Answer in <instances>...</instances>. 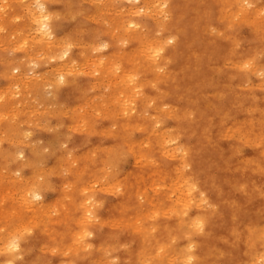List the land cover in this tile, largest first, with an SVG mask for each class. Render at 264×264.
I'll return each instance as SVG.
<instances>
[{
	"label": "rangeland",
	"instance_id": "rangeland-1",
	"mask_svg": "<svg viewBox=\"0 0 264 264\" xmlns=\"http://www.w3.org/2000/svg\"><path fill=\"white\" fill-rule=\"evenodd\" d=\"M2 1H4V2H2ZM2 1L0 2V6H1L0 7V9H1L0 10L1 11L0 12V16H1L0 18H2V17L6 18L7 12H8V18L6 19V21L4 18L0 19V35L3 38L2 39L0 36V47L2 44L5 43V45L0 48V54H2V55H0V75H1L0 76V91H1V93L3 90V93L2 94L0 93L1 94L0 95V97H1L0 101L2 102V103L0 102V110L4 108L3 112L0 111V113H1L0 114V116H1L0 117V131L2 132L4 130L2 133L6 134V135L4 134V136H2L3 134L0 132V134H1L0 135V145H1L0 146L1 147L0 148V155H1V157H0V195L2 196V197L0 196V227H1V230H0V241H1L0 247H2V245H3L2 243H4V244L6 243L5 242V240L7 238L6 236H10V235L16 236V237L18 236L17 239L21 242V255L18 257V263L17 264H57V263L61 264L62 261L65 262V263L62 262L63 264H69L68 262H71L73 260L75 261V263L71 262L70 264H72V263L73 264H91L93 262L92 260H94V262L92 264H138V263L141 264V260H140L141 257L142 258L143 257H145V258L150 257L152 264H205V263L206 264H217V263H219V264H239L240 261H241L240 264H245V263L248 264V262H249V264H256V263L259 264V262H260V264H264L263 263L264 262V259H263L264 258V249H262L264 247V244H262L263 240L261 239L262 237H264V235H263L264 234V168H263L264 167V138H263L264 137V135H263L264 127H262V126H264V98H263L264 97L263 96L264 95V79H263L264 78V66L262 65V64H264V37H262V36H264V24H262L264 21V18L262 19V17H264V0H261V1L260 0L259 1L258 0H252V1L249 0L250 3L252 2L251 5H249V7L250 6H252V7H250V9L246 7L245 8L246 10L239 8L240 6L238 5V0H233L232 2H230L231 0H222V1L221 0H166L165 9L167 8L169 14H166L165 19L162 16V14L160 13V11H159V13L161 15L157 11V10H159V7L156 8L159 3H162L165 0L159 1V2H158V0H150V2L148 1L149 4H152V5L156 4L155 9L159 15L157 13H155L156 12V11H154L155 9L153 10L154 12L151 11L153 13H151L150 11L148 13V11H146V9L144 10L142 8L143 6L141 5V7L139 6L140 7L139 12L142 15L138 12V15H135V17L133 18L134 21L137 22V24L139 26L136 25L134 27H132V26L128 27V22H129L128 20L132 19V15L131 14L129 15L130 12L125 11V10L123 11V9H128L129 11H130V9H132V3L128 2L127 0H114V1L113 0H103V1H101V0H99V1L94 0L93 1L92 0V3H91V0L90 1L89 0H55V1L54 0H49V1L48 0H42L46 3V5L48 7V11H49L48 13L50 14L52 12L50 15V18H51V22H52L54 30H55L54 40L57 38V40H55L54 43L52 42L53 38L50 40L47 38H43V37L39 38L38 36L40 34L36 33L37 31H35L36 26H34V23L31 21L30 13H29V11H27L29 9L30 5H31V7L33 6L32 9L30 8L31 10H34L33 8L37 9L35 3H32L33 0H27V1H29L28 2L29 5L26 4L27 1L23 2L22 0H18V1L7 0V2H6V0H2ZM12 1H14V2H12ZM223 1H224V6L222 5ZM225 1L226 2L229 1L231 3V4L230 3L228 4L230 6V9H231L230 11H229V6L227 5V3ZM255 1H258L256 3V5H257L256 8H258V9L260 8L261 11L263 10L262 11L263 13L261 11L259 12L258 9H255V7H253V4L255 3ZM5 2L7 3V5L9 4L10 6H12L11 4H13V6L11 8L9 6L7 7V5H5ZM99 2H101V3H99ZM115 2H116V5H115ZM22 4H23V6H22ZM236 4H237V6H236ZM24 5H26V8L24 7ZM98 5L100 7L101 6L102 7L100 8ZM106 5L107 6L109 5V6L105 7ZM119 5H121V6H119ZM126 5H127V7H126ZM174 5H176V6H174ZM197 5H198L199 10L196 9ZM246 5L247 4H245V6ZM27 6H29V7H27ZM111 6L113 9H115L114 12L112 11L113 9L111 8ZM6 7H7V9H6ZM109 7L111 8V11H109L110 10ZM117 7L118 8L123 7V9L122 10L117 9ZM236 7H237V9H236ZM105 8L106 9L108 8V9L106 10ZM193 8H194V10H193ZM2 9H4L6 12H3L4 10H2ZM162 9L160 7V10H162ZM222 9H224V10H222ZM100 10L104 11V15L101 13V17H99L100 16V14H99ZM119 10L125 12V14H123ZM142 10H144V12ZM195 10H198V11L196 12ZM204 10L206 13L204 12ZM248 10H249V12H248ZM256 10H258V12H256L257 15L255 14ZM10 11H14V12H10ZM54 11H55V14H54ZM80 11H82V12H80ZM108 11H109V13H108ZM239 11H241V12H239ZM57 12H58L59 17L57 16ZM105 12H107V13H105ZM115 12H117V13H115ZM118 12H119L120 16H118ZM126 12H128V13L126 14ZM230 12H231V14H229ZM237 12H239V13H237ZM13 13H14V16L16 15L17 20L20 16L22 17V18L20 17V19H19L20 21L18 20V22H17L15 17L13 18ZM22 13L24 16H22ZM25 13H27L29 15L26 16ZM143 13L146 15H144ZM225 13H226V15L223 17L225 19H223V18H222L223 20L218 19V18H221L223 16V14H225ZM234 13H235V15L237 13V15L235 16V21L232 22L231 17H233V19H234ZM259 13H262V14L259 15ZM52 14H53V16H52ZM122 14H123V16H122ZM149 14H150V16H149ZM200 14H202V15H200ZM71 15H73V16L70 18ZM88 15H89V17H88ZM92 15H93V18H91ZM102 15L104 16V18ZM157 15H158V17H157ZM242 15H244V18ZM251 15H253L254 17ZM258 15L259 16L263 15V16L259 17ZM68 16H69V18H68ZM96 16L98 17V19ZM228 16L230 17V18H228L229 20L226 18ZM107 17L108 18L110 17L109 20ZM125 17H128V18H125ZM180 17L182 19H179ZM237 17H238V20H237ZM245 17H248L247 20L245 19ZM9 18H12L13 20L10 19L8 21ZM113 18L116 20L113 21ZM21 19H22V21H21ZM23 19L25 21H27V24L29 27L33 23L31 25V27L34 26L35 29H33L34 27H32V28L30 27L31 29L28 27H24V25L27 26V24ZM94 19L97 22L94 21ZM104 19H105V22H107V23L104 22ZM110 19L112 20L113 23L110 22L111 21ZM160 19H161V22H160ZM242 19L244 20V22L241 21ZM252 19H253V24H251ZM258 19L259 20L262 19V20L259 21ZM101 20H103V21H101ZM123 20H125L124 23L122 22ZM29 21H31V22H29ZM119 21H120V23H118ZM230 21H231V24L228 23ZM237 21H240V22H238V25H237ZM24 22H25V24H24ZM114 22H116V24H121V25H116V24H114ZM17 23L18 24L20 23V24L18 25ZM102 23H103V25H102ZM111 23H112V26H109V24L111 25ZM1 24L2 25L6 24V25L3 28V26ZM15 24H17L19 27L16 28L17 25H15ZM104 24L106 27L104 26ZM229 24H230L231 29L229 27ZM113 25H114V27H113ZM143 26H144L143 31L146 30L145 33L142 31ZM159 26H161L160 27L161 29L159 28ZM9 27L11 28V33L8 34V32H10ZM97 27L99 28V30ZM125 27H127V28H125ZM166 27H168L169 30ZM207 27L209 30H207L205 32ZM105 28H107L108 31L112 30L113 32L112 31L108 32ZM110 28H112V29H110ZM119 28H121V29L119 30ZM158 28H159V30H158ZM180 28H182V29H180ZM19 29L22 30L21 35L19 33H15V32H20ZM78 29L79 30L81 29L83 31V33L81 30L79 31ZM101 29L102 30L105 29V31H104L105 33L103 32L101 34V32H102ZM183 29H185V31ZM218 29H219V31H218ZM128 30L131 34L128 32ZM132 30L135 33H132L133 32ZM162 30H164V31L162 32ZM177 30H179L180 32H178ZM210 30L214 31L215 33L213 32V34H212V31H210ZM215 30H217V31H215ZM255 30H258V31H255ZM2 31L3 32L5 31V32L1 34ZM12 31H14V33H15V34H13V37H12V33H13ZM34 31H35V33H34ZM221 31H223V32L221 33ZM30 32L34 35L32 41H31L32 34ZM116 32L118 33V37L120 35H122L121 37H119V39L117 38L116 34H115L116 37L114 36V33H116ZM159 32H160V34H159ZM96 33H98V34H96ZM140 33H144L143 34L144 38H143L142 34L140 35ZM149 33H151L152 35L155 33L154 36H156L157 38L154 37V40H151L153 38V36L150 35ZM218 33H219V35H218ZM10 34H11V37H8ZM35 34H37L38 36ZM66 35H69L67 37L70 38V40H68V42H67V40L63 39V38H67ZM4 36H5V38H4ZM111 36H113V37H111ZM125 36H126V39H124ZM158 36H160L161 39ZM166 36H168V37L165 40ZM71 37H74L75 39H73ZM76 37H77L78 41H76ZM148 37H150L151 39ZM170 37H173V39H174V41H170L171 43H169V41H167V40H169L168 38H170ZM23 38L27 39L28 41H31V43L35 40V43L37 42L40 44L37 45V43L35 44L33 42L31 44V46H32L31 47L29 44L30 42H28V41L24 42L26 40H23ZM69 38H67V39H69ZM116 38L118 39L120 44L117 43ZM146 38L150 39L151 41H156L158 39H160V41L165 40L166 43H168L165 45V49H164L165 51H163V55L161 53L160 58H158L160 68H158L157 66L154 67L152 65V61H153L152 58H150V56L147 54V51L145 52L142 49V46L144 43L143 41ZM11 39L13 40L12 42H14V41L15 42L12 43ZM19 39H22L21 40L22 43ZM43 39L46 42H44ZM58 39H62L61 42ZM93 39H95L96 42H98V43L100 42V43L98 44V43L93 42L94 41ZM141 39H143V41ZM72 40L74 42H78V43L76 44ZM231 40H233L234 43ZM2 41H3V43L1 44ZM49 41H51L53 44H52V48L47 50L46 47L44 48V45L47 43H51ZM57 41H59V42L56 43ZM64 41H66L67 43ZM79 41L82 45H84L83 47H85V46L86 47L85 48L80 47L82 45L79 44ZM103 41L104 42L106 41V42L104 43ZM236 41L237 42L239 41L238 44H236ZM9 42L12 43L13 45L12 46L7 45V44H10ZM15 43L16 44L19 43L17 45L18 46L17 50H19V51L15 50V48H16ZM61 43H64V44L60 45ZM69 43H72V44H69ZM90 43H92V44H90ZM172 43H174V45H172ZM34 44H35V47L33 46ZM74 44L80 45V46L77 47ZM117 44H119V45H117ZM6 45H7L6 48H8L7 51H9L8 53H7V51H5ZM67 45H68L69 52H70L69 53L70 59L71 60L74 59L73 60L74 63L77 61L76 62L77 64L71 65L72 68L75 65L77 72H75L76 71L75 68L72 69L70 66L67 67V64L63 63V62H66V59L60 57L61 56L60 53H62L67 48ZM69 45L71 46L72 49L70 48ZM93 45H97L96 47L99 49H97L95 46L93 47L94 49H92L91 46H93ZM100 45L103 47H101ZM104 45L107 46L108 48L104 47ZM25 46H26V48H25ZM29 46H30L31 50H30V48L29 49L27 48ZM118 46H119V48H118ZM235 46H238V47H235ZM13 47H15V48H13ZM53 47L55 49H53ZM138 47H141V49L140 48L138 49ZM11 48H12V50L14 49L15 51L13 52L11 50ZM33 48H34V50H36V48H37V50L40 51L39 55L37 54L38 57L36 56V53H38V51L34 52ZM23 49H25V53L29 50V53L27 52L28 54L26 53L24 55ZM52 49L55 51V53H57V50L58 51L61 50L62 52L59 51L58 56H57V54H58L57 53L56 56L53 55V57H52V54H54L52 52L53 51ZM116 49H117V53L115 52ZM124 49L127 51H124ZM50 50H52V51H50ZM80 50H82V51L80 52ZM113 50L116 54H114V52H112ZM128 50L130 51L129 53H128ZM31 51H33V53L35 54V55H33V57L36 60L35 63H33V61H35L34 59L33 60H32V58L30 59V57L33 54ZM101 51H102V54H104L105 58L102 57L103 55L100 53ZM142 51L145 52V55ZM30 52H31V54H30ZM41 53H42V55H40ZM94 53H96V55ZM108 53L110 54V56ZM254 53H256V56H257L256 60L257 61L254 60V58L256 57ZM29 54H30V57H28ZM91 54H93V55H91ZM127 54H129V55H127ZM99 55H101L102 61L107 60V65L105 64L104 65L105 67L103 66L104 71H102V73L104 72L105 74L104 73L102 74L101 72L97 73L95 71L97 67H99V66L101 67V65H102V64L101 65L99 64L100 60L97 58ZM114 55H115L116 59L113 58ZM116 55L117 56L121 55V56L118 58ZM6 56L8 59L11 58L12 61L8 60L6 58ZM22 56H23V58H22ZM39 56L42 58L38 59V58H40ZM94 56L95 57L97 56L96 57L97 59L96 58L94 59L97 62H95L92 59V58H94ZM4 57H5V59H3ZM15 57H17V58L15 59ZM50 57L53 59H51L49 61ZM136 57H137V59H135ZM168 57L171 59L169 60ZM246 58H248L249 60ZM251 58L253 59V61L251 60ZM91 59H92L93 63H91L92 62V61H90ZM111 59H113V60L111 61ZM126 59H128V60H126ZM146 59H147V61H146ZM161 59H163L162 61L163 62L165 61L166 64H165V62L163 63L162 61H160ZM5 60H7L9 62H6ZM25 60H28V61H25ZM52 60H53V62H52ZM84 60H86V61H84ZM122 60H123V63H122ZM1 61H2V63H1ZM3 61H5V62L3 63ZM16 61H20L22 64L23 63L24 64L22 65L20 62L18 63ZM31 61H32V63H31ZM83 61H84V63H83ZM238 61L240 62V64ZM79 62H82V64L81 63L78 64ZM110 62L114 63L115 65L121 66L123 71H127V70L128 71L124 72L126 74L123 73L121 75L118 74L119 72L116 73L114 70L109 71L107 69V66H109V67L111 66L112 63L110 64ZM224 62H226V63H224ZM234 62H236V63H234ZM252 62H253V64L256 62L254 64V66L252 65ZM61 63H62V65L65 64L66 69H63L64 68L63 66H62V68H59V65H61ZM89 63L92 65L91 69H89L91 66ZM129 63H132V64H129ZM233 63L236 66H234ZM257 63H258V65H257ZM9 64H11V65H9ZM16 64H19L21 66V68H20L21 75H20V70L15 68ZM242 64L244 67L242 66ZM26 65L27 66L29 65L28 67L30 68V71ZM77 65H79V66L77 67ZM255 65H256V67H255ZM56 66H58V67H56ZM137 66H139V67H137ZM150 66H151V68H150ZM164 66L167 69L162 68ZM218 66L222 69L220 70V68ZM252 66L255 68H253ZM257 66L260 69H258ZM260 66L263 68H261ZM11 67H12V69H11ZM181 67H183V69H185V70H182ZM194 67H196L197 69L196 68L194 69ZM242 67H243V69H242ZM52 68H54V69H52ZM57 68H58V70H62V71H55V70H57ZM87 68L89 70H92L91 73L95 71L96 75L92 76V75H90L91 73H88L89 74L88 75L86 72H90V71ZM9 69H11V70H9ZM26 69L28 70L29 74L32 72L31 73L32 75H30L32 78L29 76L28 73H27L28 75L24 74V72L26 73V71H24ZM50 69L54 70V72H53L54 75L55 74L59 75L58 72H65V71L68 72L69 70L71 73L68 72L69 73V75H68L67 72H65V74H66L65 79L66 80L65 79L61 80V79H59L60 78L59 76L58 77L56 75L54 76ZM138 69L140 71H138ZM144 69H146V70L148 69V70L146 71ZM239 69H242L243 71H241ZM252 69H254V70L251 71ZM256 69L261 71L260 72L261 74L259 73V76L255 75V74H257ZM83 70L85 72H83ZM219 70H220V72H219ZM131 71H133L135 73V76H136L135 81L137 83L139 81V83H138L140 85L139 89L141 90V91L139 90L140 94L136 95L135 102L132 101V99H131L132 98V81L130 83V80H129V77L132 79V75H130ZM141 71H143V72H141ZM159 71H160V73H159ZM165 71H167V72L169 71L170 73L168 72V75L166 76L167 72H165ZM216 71L218 72V74ZM255 71H256V73H254ZM18 72H19L20 76L18 75ZM46 72L49 74H47ZM72 72H73V74H72ZM80 72H82V74H79ZM151 72H153V73H151ZM22 73L26 76H24ZM41 73H42V76L40 77ZM95 73H93V74H95ZM171 73H175V74H171ZM262 73H263V76H262ZM35 74H39V75H35ZM45 74L47 75V77L51 76V75L54 76V77H52V76L50 77L51 83L48 84V82H50L49 79L44 78L46 76L43 77V75H45ZM97 74L98 75L100 74L99 76H101L102 78L100 79V77ZM108 74H110V75H108ZM155 74H156V76H155ZM124 75H125L126 79L124 78ZM141 75H142V77H141ZM215 75H217V77ZM248 75H249V77H248ZM6 76H8L9 78L15 77L16 81L14 79L11 80ZM22 76H24V77H22ZM95 76L99 77L100 82H102V81H104V82L100 83L98 79L96 80ZM111 76H113V77L111 78ZM153 76H154L153 79L150 78ZM163 76H164V79H163ZM29 77L31 79H33V78H35V79H33V81L31 82V79H29ZM36 77H39L40 79L39 78L36 79ZM170 77H172V79ZM174 77H177V78H174ZM105 78L107 79V82H106ZM108 78L112 81H108L109 80ZM114 78H116L114 81L115 84L113 83ZM148 78H149V80H147ZM210 78L212 79L213 82L210 81ZM215 78H217V79H215ZM43 79H47L48 81L47 80L45 81ZM54 79H56L58 82L57 81L55 82ZM102 79H104V80H102ZM144 79H146V80H144ZM150 79H151V81H150ZM154 79H156V80L153 84L152 81ZM10 80L14 81L15 83L14 82L12 83ZM71 80H72V82H71ZM126 80H128V81H126ZM89 81L93 85L96 83L95 84L96 87L92 88L91 86H93V85L90 84ZM124 81H126V82H124ZM105 82L107 83V86L104 88V86L106 85V84H104ZM250 82H252V83H250ZM99 83H100V85H99ZM123 83H125V84H123ZM151 83H152V85H151ZM215 83H216V85L217 84L218 85L216 86ZM247 83H248V85H250V87H252L251 90H250L249 86H245V85H247ZM258 83H260L261 86ZM45 84L48 86H46ZM52 84H53V86L51 88L50 86ZM101 84H102V86H101ZM208 84H209V86H207ZM254 84L255 85L258 84V85L255 86ZM42 85H44V86L41 87ZM125 85H126V87H124ZM21 86H22V88H21ZM97 86H99L100 88L98 87L99 88L98 89ZM127 86H129V87L127 88ZM258 86H260V87H258ZM6 87L8 88V90H6ZM18 87H19V89H18ZM24 87H26V89ZM56 87H57V90H56ZM122 87H124V88H122ZM178 87H179V89H178ZM232 87H234V88L231 89ZM248 87H249V89H248ZM3 88H5V89H3ZM41 88H43L44 91ZM129 88H130L131 92L129 91ZM17 89L22 94H20ZM39 89L43 92H41ZM91 89H92V91H91ZM122 89H124V92ZM126 89H128V90H126ZM154 89H156V90H154ZM188 89L189 90L191 89L190 92H187V91H189ZM104 90H106V91H104ZM120 90H121V92H120ZM164 90H165V92H164ZM14 91H15V93H13ZM16 91L19 93V95ZM99 91H100V93L103 91L105 93L103 92L101 94V97H98L97 94H99L98 93ZM111 91H113V92H111ZM191 91L192 92L194 91V92L192 93ZM119 92H120V94H119ZM16 93H17V95H14ZM39 93H41V94H39ZM52 93H54V95ZM86 93H88V94H86ZM108 93L110 94V96L107 95ZM122 93L127 98H124ZM147 93H149V94H147ZM214 93H216V94L214 95ZM118 94H119V96H118ZM200 94L204 95V96H200ZM36 95H38V96H36ZM85 95L87 97L90 95L89 98H91V99L88 98L89 99L88 100L87 98H85L86 97ZM96 95H97V98H99L103 102V104L100 103V100H98L100 104L98 103V101L96 102V100H97ZM175 95L177 97H175ZM188 95H189V97H188ZM235 95H237V96L235 97ZM247 95L249 96V98ZM255 95H257V96H255ZM99 96H100V94H99ZM112 96L113 97L116 96V97H114L115 98L114 100H112ZM30 97L32 99L34 98L33 101L35 103L32 101V99ZM81 97L84 99V101H85V99L87 100L86 101L87 103L86 102L85 103L88 105H83V106H85V109L83 108V106H79L81 104H85V103H83L84 101L82 102L83 99H81ZM205 97H207L208 99ZM42 98L44 99V101ZM77 98H79V99H77ZM93 98H95L96 100ZM1 99H3L4 102ZM10 99H13V100L11 101ZM129 99L135 104V111L134 112L130 110V109H132L133 103ZM25 100H27V101H25ZM120 100H122V101L120 102ZM150 100L152 103L150 102ZM157 100H158V102H157ZM187 100H189V102ZM195 100L197 102H195ZM236 100H237V102H236ZM6 101H8V102L10 101V102L6 103ZM21 101H22V103H21ZM191 101H192V103H191ZM24 102H26V104H24ZM60 102L63 103L64 107L61 105ZM95 102H96V104H95ZM208 102H210V103H208ZM239 102H240V104H238ZM253 102H255L256 105ZM13 103H17L18 105L13 104ZM31 103L34 105V107L36 109H34V107H32ZM93 103L95 105L91 106V104H93ZM156 103H158V104H156ZM212 103L215 105V107H214V105H212ZM11 104L13 106L15 105L16 107L14 106L15 108H13V106ZM19 104L22 106H20ZM35 104L37 106H35ZM89 104H90V106H89ZM76 105L79 106L80 111ZM110 105H112L113 107ZM161 105H162V107H161ZM167 105H169V106H167ZM233 105L236 107H234ZM163 106H165V107L167 106V107L165 108ZM175 106L180 108V109L178 110V108H176ZM212 106H213V108H212ZM245 106H246V109H245ZM248 106L250 107V110H249ZM9 107L13 108V110L9 109ZM17 107L20 109H18ZM28 107H31V108H28ZM73 107L74 108L76 107V109H78V110L74 109ZM90 107H92V108H90ZM129 107H131V108H129ZM169 107H171V108H169ZM37 108L40 110H38ZM62 108L64 109V111ZM65 108L66 109L68 108V109L66 110ZM69 108H71V109L73 108L72 110L70 109V111H71L70 115H69ZM197 108H199V109H197ZM17 109L19 110L20 115H19V112L16 111ZM27 109H28V111H27ZM81 109L83 110V112L85 110H87V112L85 111L84 115H83V113H81V116H80L79 113L82 112ZM95 109L98 111L95 112ZM102 109H103V111H102ZM156 109H158V110L160 109V111L158 112V110H156ZM168 109L170 110V113H169V111H167ZM172 109H175V110H172ZM195 109H197V110H195ZM261 109H263V111ZM8 110H10V111H8ZM14 110L16 111V113H14L15 112ZM55 110L57 113L55 112ZM89 110L90 111L93 110V111L90 112ZM124 110L127 111V113L124 112ZM199 110L202 112H200ZM4 111L8 112L7 113L8 115ZM11 111L15 115L11 114ZM30 111H32V112H30ZM172 111L176 112V113H174V115H175L174 117H172L173 116ZM184 111H186V113ZM17 112H18V114H17ZM22 112L24 115L21 114ZM62 112L64 114H62ZM65 112L66 113L68 112L67 113L68 115H66ZM94 112H95V114H94ZM101 112H102V117L100 116ZM87 113H89L90 115ZM155 113H157V114H155ZM163 113H164V115H163ZM167 113H169L171 115H169ZM189 113H191L192 115ZM2 114H4V115H2ZM9 114L12 116H9ZM119 114H120V116H118ZM139 114H141L143 116V118H140L142 116ZM153 114H155V115H153ZM183 114H185V115H183ZM193 114H194V116H193ZM6 115L8 118L5 117ZM25 115H27L28 117ZM166 115L167 116L169 115V116L164 117ZM176 115H177V117H176ZM13 116H15V117H13ZM16 116H17V118H16ZM72 116H75V117H72ZM97 116L98 117L100 116V117L98 118ZM128 116H130V119ZM184 116H185V118H184ZM25 117H27L26 120H25ZM33 117H34V119H33ZM84 117H86L87 119ZM120 117H122V118H120ZM134 117H135V119H134ZM187 117L188 118L190 117L189 118L190 121L188 120L190 123H188V121L186 120V119H188ZM194 117H195V120H194ZM209 117H210V119H208ZM224 118H227V119H224ZM13 119L15 122H13ZM82 119H83V121H82ZM88 119H89L90 124L88 122ZM110 119H112L113 122ZM147 119L150 121H148ZM222 119H224V121H222ZM5 120L7 121V123ZM31 120H32V123L29 122ZM34 120L35 121L38 120V124L40 123L39 125H41V127H43V128H41L38 124H36L37 121L35 122ZM85 120H87V121H85ZM207 120L208 121L210 120V122L208 123ZM33 121L35 122V124ZM48 121H49V126H51V127L48 126V123H47ZM77 121H78V123H77ZM79 121H81V122H79ZM153 121H155V123ZM220 121H222V122L220 123ZM245 121H247V122H245ZM27 122L30 123L29 124L30 126L27 124ZM60 122H62V124H60ZM85 122H87V123H85ZM98 122L100 124H97ZM129 122H130V124H126ZM143 122H145V124ZM149 122H151V123H149ZM157 122H159V125L156 124ZM165 122H167V123H165ZM253 122H255L254 126H256L257 128L253 126ZM246 123H247V125H246ZM249 123H251L252 125L250 124V126H248ZM256 123H258V125ZM261 123H262V126H261ZM83 124H84V127L86 126L85 127L86 129L84 127H81V128L79 127L80 125L83 126ZM36 125H38L40 128ZM60 125H62V126H60ZM120 125H121V127H120ZM133 125H135V126H133ZM73 126H75V127H73ZM87 126H89V127H87ZM204 126H205V128H203ZM104 127L106 128L105 129L106 131L104 130ZM176 127H178V128H176ZM259 127L260 128L262 127V128L260 129ZM89 128H91V129L89 131H87ZM165 128H166V130H165ZM169 128L171 129V131H169ZM172 128L174 129V131H172L173 130ZM159 129L162 132L165 130V131L170 132L171 134L172 133L175 134L178 137V145H177L178 148L181 149L183 147V149L187 150V152H188L187 156L190 157L188 159L192 165V171L188 170V172H190L189 173L190 177H192V179H194L195 182L201 186L203 191L207 193L208 198L210 199V201H209L210 204L209 203L203 204L204 206L199 209V207H197V205H196V203H198V201H199V199H198L199 197L197 194L193 195L195 203H193L191 205L192 207L190 206L188 209L185 208L184 204H182L183 202L181 203V201L179 202L177 200L179 198V195H180L179 193L182 192V194L180 195L181 196L180 200L183 201V199H182L184 196L183 194H185L184 191H186L185 189L187 188V186L184 185V183L180 179L181 178L180 176L182 175V169H183V165L181 166V163H183L182 158H181L182 156L180 154V149H178V150H175V152H174V156H173L174 159L169 158V156L170 157H172V156L169 155V153L166 151L170 150V152H171V147H169V148L167 147L168 148L167 150H166V147H161V145L164 143L163 140H166L168 138L166 137V139H164L163 137H161L159 135V133H161ZM178 129H180V131ZM182 129L183 130L186 129V130L183 131ZM24 130H25V132H27L28 136L26 134H25V136L23 135L25 133ZM27 130L30 132H28ZM83 130H85V131H83ZM112 130H113V132H112ZM146 130L151 131V132H147ZM222 130H224V131L226 130V131L222 132ZM229 130H230V132L231 131L232 132L229 133ZM234 130H236V131H234ZM5 131L8 132V134ZM21 131L23 134L21 133ZM96 131H99V132H96ZM101 131H104V132L101 134ZM220 131H221V133H220ZM247 132H250L251 134L247 133ZM97 133H99V134H97ZM124 133L126 135H124ZM156 134L160 137H158V136L156 137L155 136ZM208 134H209V136H208ZM220 134L222 136H220ZM19 135H20V137H19ZM229 135H230V137H229ZM68 136H70V137H68ZM121 136H123V138H121ZM232 136H235L237 139L233 138ZM11 138H13V139H11ZM17 138L22 139V140L21 141L19 139L17 140ZM161 138H163V140ZM14 139H15L16 143H15ZM122 139H123V141H122ZM147 139L151 142H149ZM156 139H158V141ZM179 139H181V140H179ZM213 139L216 141H214ZM260 139H261V141H260ZM8 140H9V142H6ZM10 141H12V142L10 143ZM13 141H14V143H13ZM18 141L20 142L19 145H17L19 143ZM33 141H35V142H33ZM86 141H88V142H86ZM136 141H137V143H136ZM210 141H211V143H210ZM255 141H257V143H255ZM126 142H128V143H126ZM206 142H207V144H206ZM260 142H262V144ZM22 143H24V144H22ZM150 143H151V145H150ZM156 143H158V145ZM28 144H31L30 146H32V147L30 148V146ZM99 145H100V147H99ZM149 145H150V147H149ZM181 145H183V146H181ZM216 145H218V146H216ZM9 146H10V148H9ZM129 146H130V148H129ZM78 147H80V148L78 149ZM142 147H144L145 149ZM197 147L200 149H198ZM213 147H214V149H213ZM215 147H217V148H215ZM220 147H222V148H220ZM251 147H253V148H251ZM72 148H74V150ZM88 148L91 151L88 150ZM91 148L93 150L97 151L98 154H96V152L93 151ZM30 149L32 150L31 152H30ZM156 149L159 151H157ZM162 149H164V152L162 151ZM234 149L236 150L235 152H234ZM241 149L242 150L244 149L243 152ZM3 150H5V151H3ZM19 150H21V151H19ZM87 150L89 152L88 154H87V152H85ZM193 150L194 151L197 150V151L193 152ZM2 151H3V153H2ZM7 151H9V152L7 153ZM66 151H67V153H66ZM99 151H100V153H99ZM128 151H130L131 153L129 154ZM221 151H223V152H221ZM10 152H12V153H10ZM82 152H84L85 155L83 154L81 156ZM134 152H136V155ZM162 152H163V154H162ZM20 153L22 154V156L19 155ZM175 153H176V155H175ZM79 154H80V157H79ZM140 154H146L147 159L146 160L145 159L140 160L139 159ZM2 155H4V156H2ZM159 155H161L162 158H160ZM251 155H253V156H251ZM60 156H62V157H60ZM71 156H72V158H71ZM229 156H231V157H229ZM28 157H29V159H28ZM67 157H68V159L73 160V162L71 161V163H70L69 162L70 160L68 161V159H66ZM75 157H76V160H75L76 163L74 161ZM127 157L129 159H126ZM163 157L166 159H164ZM258 157L261 159V161ZM4 158H5V160H4ZM62 158H63V160H62ZM150 158L152 159L151 162H150ZM24 159H25V161H24ZM56 159H59V160H56ZM12 160H14L16 162H14ZM31 160H33V161H31ZM86 160H88V161H86ZM130 160H132L131 161L132 163L130 162ZM26 161H27V163H26ZM215 161H217V162H215ZM65 162H68V163L66 164ZM99 162H100V164H98ZM126 162H127V164H126ZM239 162H240V164H239ZM9 163H11V164H9ZM215 163H217V165ZM227 163H228V165H227ZM64 164L66 166H64ZM56 165H58V166L56 167ZM62 165H63V167L61 168ZM178 165H180V166H178ZM6 166L9 168H7ZM31 166H33V167H31ZM49 166H51V167H49ZM246 166H247V168H246ZM43 167H44L45 171H44V169H42ZM54 167H55V169H53ZM149 167L151 169H149ZM159 167H160V170L164 169V171L163 170L159 171L158 170ZM178 167L181 170H177L175 172V170L178 169ZM239 167H241V168H239ZM8 169H9V171H8ZM15 171H16V173L17 172L18 173L17 174L14 173ZM33 171L35 173L36 172L37 173L34 174ZM145 171L148 173H146ZM151 171H153L152 172L153 174H151ZM201 171H203V172H201ZM10 173H11V175H10ZM59 173H61V174H59ZM155 173H157L156 174L157 177H156ZM176 173H178V174L180 173V174L177 175ZM23 174L25 176H23ZM55 174H57V175H55ZM20 175H22V176H20ZM86 175H87V177H86ZM127 175H129V176H127ZM165 175H168V176L166 177ZM193 175H195L196 178H195V176L193 178ZM177 176H179V177H177ZM21 177H22V179H21ZM137 177H138V180H137ZM151 177H153L154 179ZM161 177H164L163 179H165V180L162 181L163 179ZM140 178H141V180H140ZM157 178H158V180H157ZM177 178L179 180H177ZM6 179H7V181H5ZM30 179H32V180H30ZM211 179H214V181ZM14 180H16L17 182ZM23 180H25V181H23ZM87 180H89V181H87ZM174 180H176L177 182L180 181L178 184L183 183L182 185L179 186L177 184V182L175 181L176 182L175 184H177L179 186L178 187L175 185L178 188V189L176 188L177 190H175V186H174V182H173ZM246 180H248V182ZM18 181H19V183H18ZM69 181H70V183H69ZM77 181H79V182H77ZM112 181L113 182L116 181V182L113 183ZM124 181H125V183H124ZM134 181H136V182H134ZM170 181H171V183H169ZM62 182L64 184H65V182H67L66 183L67 185L65 184V186H64V184ZM85 182H86V184H83ZM97 182H100V183L98 184ZM252 182L254 185L251 184ZM93 183H95V184H94L93 188H91L92 187L91 185ZM127 183H128V185H127ZM136 183H138V184H136ZM143 183H145V184H143ZM157 183L160 185H156ZM15 184H17V185H15ZM36 184L38 186L40 193L42 194V197L37 199L38 202L36 200H34L33 202H34L35 206L29 208L28 204H24L26 202L23 201L22 198L17 197V196L19 193V196L22 197L23 194L25 193L27 186H35ZM55 184H57V185H55ZM100 184H101V186H100ZM104 184H106V185H104ZM116 184L120 185V187H114ZM239 184H240V186H239ZM153 185H155V186H153ZM219 185H220V187H219ZM245 185H246V188H245ZM62 186H63V188H62ZM82 186H85V187L88 186L87 187L88 190L84 191L83 189L85 187H82ZM132 186H135V187L132 188ZM139 186H140V188H139ZM149 186H150V188H149ZM161 186H162V188H161ZM164 186H166V187L164 188ZM181 186L184 187L183 190H181L182 189ZM98 187H99V189H98ZM137 187H138V189L136 191ZM169 187H170V189H167ZM6 188H7V190H6ZM75 188L76 189L78 188L77 191H79V192H77ZM102 188L105 189L106 191L103 190ZM158 188L162 189V191L161 190L159 191ZM45 189H46V191H45ZM4 190L8 191L7 193H9L10 191L12 192L13 190L15 192L14 193L10 192L7 195L6 191H4ZM114 190L116 192H111ZM153 190H155V191H153ZM156 190H158V191L156 192ZM164 191H166V192H164ZM172 191H174L175 193L174 192L172 193ZM219 191H221V192H219ZM59 192H61V193H59ZM153 192H155V194ZM248 192H251V193H248ZM258 192H261V193H258ZM11 194H13V195H11ZM89 194L94 195L95 196L94 199L97 200L96 201V204H97L96 213L98 214V220L99 221L97 222L98 224L95 223L94 224L95 226H93V229L96 232L95 236L93 238H89L85 242L82 241L83 242V245H82L81 243L78 244L79 241L76 239L75 236H76V234H78L83 229L82 224H81V218H80V217H82L81 203L85 199V197L88 196ZM219 194H220V196H219ZM10 195L12 196V198L10 197ZM74 195H76V196H74ZM150 196H152V197H150ZM170 197H171V199H170ZM16 198H17V200H16ZM57 198H58V200H57ZM128 198H130V200ZM13 199H15L16 201ZM20 199H21V202L19 201ZM98 199H99V201H98ZM154 199L156 200V202L154 201ZM174 199H176L178 202ZM121 200H123V201H121ZM226 200H228V201H226ZM248 200H250V202ZM1 201H3V202H1ZM150 201L151 202L153 201L155 203H151ZM41 202H43V203H41ZM77 202H79V203H77ZM149 202H150V205L148 204ZM176 203H178V204H176ZM227 203H228V205H227ZM18 204H20V206H18ZM42 204H44V205H42ZM157 204H158V206H157ZM37 205H38V207L41 206V208H40L41 211L39 208H37ZM147 205H149V207ZM239 205L241 208L239 207ZM142 206L144 207V209ZM208 206H209V208H208ZM232 206H234V207H232ZM262 206H263V208H262ZM27 207H28L29 211L27 210ZM54 207H57V208H54ZM69 207H70V209H69ZM165 207L167 209H165ZM73 208H74V210H73ZM152 208H153L154 212H156L158 210V212H156L158 214V216H155L157 214H155V215L153 214ZM216 208H217V211H216ZM133 209H135V210H133ZM163 209H165V210H163ZM174 209H176V210L174 211ZM243 209L245 211V215L243 214L244 213ZM49 210H51L53 212L48 213ZM254 211H255V213H254ZM144 212L145 213L147 212L148 214L146 215ZM258 212H260L261 215ZM46 213H47V215H46ZM61 213H62V215H61ZM161 213L164 216L161 215ZM183 213H185V214H183ZM187 213H188V215H187ZM33 214L35 216H33ZM44 214H45V216H44ZM48 214H51V216H49ZM153 215H154V217H153ZM60 216H61V218H59ZM176 216L178 218H176ZM197 216H202L204 219L207 217L206 218V220H208V221H206L207 227L204 231H196L194 229V227L191 225L190 218L191 217L195 218ZM30 217H31V219H30ZM121 217H123V219H121ZM28 218L30 219V222H29ZM33 218H34V220H33ZM115 218H117V219H115ZM194 218H191V219H194ZM14 219H16V221ZM43 219H44V221H42ZM53 219H55V220L57 219V220L55 221ZM65 219H66V221H65ZM77 219H80V220H78L79 221L78 223H77ZM178 219H179V221L180 220H182V221L179 223ZM102 220H104V222ZM111 220H114V221L116 220L115 221L116 223L114 222L116 224V226H114L115 228L112 225H110L113 222ZM119 220L120 221L123 220V221H121V223H120ZM127 220H128V222L126 223ZM137 220H138V222H137ZM165 220L166 221L168 220V221L166 222ZM184 220H187V221H184ZM234 220H235V222H234ZM14 221H15V223H14ZM105 221H107L106 222L107 224H105ZM139 221H140L141 226L138 225ZM20 222L22 224H26V223L27 224L25 226L24 225L22 226V224ZM31 222H33V225ZM147 222H149V223H147ZM52 223L54 224V225H52L53 227L50 226ZM56 224H58V225H56ZM18 225L21 227H19ZM76 225H78V226H76ZM96 225L98 228H96ZM159 225H161L162 227ZM43 226H44V228H43ZM183 226H186V228ZM10 227L12 230L10 229ZM34 227H36V228H34ZM138 227H139V230L140 229H145V230L151 229V231L148 233L149 237L147 238V235L145 234V230L144 231H137L136 229ZM26 228H28V229H26ZM130 228H132L133 230ZM16 229H19V230L22 229L23 232L16 230ZM232 229H233V231H232ZM9 230L13 234L12 233L10 234ZM30 230H31V232H30ZM193 230H195L196 232ZM46 231H47V233H46ZM73 231L75 232V235L71 236L72 234H74ZM118 231H120L121 234ZM258 231L261 232V233L259 232L261 236L259 235ZM5 232H7V234ZM176 232H179L180 234L176 233ZM43 233H44V235H43ZM50 233L52 234V236ZM111 233H114V234H111ZM54 234H56V235H54ZM64 234L67 238L64 236ZM167 234H168V236H167ZM181 234L183 236H181ZM184 234H186V235H184ZM57 236H59L60 238ZM152 236H153V238H152ZM179 236H181V238ZM52 237H54V238H52ZM1 238H3V239L1 240ZM47 238H48V241H47ZM149 238H152V243L149 240ZM50 239L52 240V242H50L51 241ZM174 239L176 242L172 243V242H174L173 241ZM177 239L178 240L180 239V240L178 241ZM190 239H191V241H190ZM8 240H9V238H7V242H8ZM221 240H224V241L222 242ZM103 241H104V243H103ZM46 242H48V243H46ZM88 242H90V243H88ZM166 242H168V243H166ZM186 242H187V244L189 243L190 245L192 244L191 246H194L193 247L194 249L191 250L190 252L193 253V251H194L195 259L193 261H191L190 263H185L183 261L185 258V255H187L188 247H189L188 246L189 244L188 245L185 244ZM45 243H46V247L44 246ZM71 243H73L72 247H70ZM91 243H92V246L89 247ZM111 243H112V245H111ZM263 243H264V241H263ZM54 244H56V245H54ZM87 244H88V247L85 246ZM100 244L102 246L99 247ZM117 244H120L121 246L119 245L120 246L119 247ZM5 245H7V244H5ZM41 245H43L44 247ZM53 245L55 247H57V245H58V247L55 249V247ZM63 245H64V247H63ZM80 245H82V246H80ZM105 245H107V247H105ZM155 245H157V246L155 247ZM257 245H258V247H257ZM114 246L118 249H116ZM159 246L164 247L161 256L156 255L157 254L156 251H158L157 248ZM186 246H187V248H186ZM196 246H197V249H196ZM209 246H210V248H208ZM4 247L5 246H3L2 248H4ZM42 247H43V249H42ZM178 247H180V248H178ZM233 247H236V248H233ZM46 248H47V250H46ZM48 248L51 250H48ZM52 248H53V250H52ZM72 248L77 252H75ZM141 248H142V250H141ZM61 249H63V251L65 250L66 254ZM80 249H82V250H80ZM100 249H101V251H100ZM176 249H178V250H176ZM54 250H55V252L57 250V252L56 253L53 252ZM145 250H148V251L150 250V251L149 252L147 251V255L145 254L142 256V253L146 252ZM95 252H96V255H95ZM98 252L100 255L98 254ZM10 253L11 252H9V251L6 252V250H4V249L1 250V248H0V262H1L0 264H2V263L6 264V262H5L6 258L9 256ZM68 253H69V255H68ZM105 253H107V254H105ZM136 253H137V255H136ZM252 253L255 254V257L257 255V257L254 258V254H252ZM131 254H133V256ZM258 254H260V255H258ZM78 255H80V256H78ZM110 255H111V257H110ZM172 255L174 256L175 259H173ZM74 256H76V257H74ZM258 256H261V257L263 256V257L258 258ZM114 257H115L116 261H115V259L113 260ZM168 257H170V258L168 259ZM97 258H99V259L97 260ZM130 258H131V261H130ZM108 259H110L111 262ZM203 259H205V260H203ZM60 260H62V261H60ZM102 260H104V261L106 260L110 263H108L106 261H105L106 262L105 263ZM167 260L168 261L170 260V261L166 262ZM136 261H138V263ZM200 261L203 263H201ZM245 261H247V262H245ZM100 262H102V263H100ZM210 262H212V263H210Z\"/></svg>",
	"mask_w": 264,
	"mask_h": 264
},
{
	"label": "bare ground",
	"instance_id": "bare-ground-1",
	"mask_svg": "<svg viewBox=\"0 0 264 264\" xmlns=\"http://www.w3.org/2000/svg\"><path fill=\"white\" fill-rule=\"evenodd\" d=\"M1 1H2V0H1ZM1 1H0V2H1ZM16 1H18V0H16ZM22 1L24 2V1H27V0H22ZM48 1H49V0H48ZM54 1H55V0H54ZM89 1H90V0H89ZM93 1H94V0H93ZM98 1H99V0H98ZM98 1H97V2H98ZM101 1H103V0H101ZM113 1H114V0H113ZM127 1L130 2V3H132V9H130V11H129L128 9H123V7H120V8L117 7V9H121V10L123 9V11L125 10V11L130 12L129 15H130V14L132 15V19L128 20L129 22L127 21V22H128V27H130V26L134 27V26L138 25L137 22H135L133 18L135 17V15H138L139 8L141 7V5L143 6L142 8H143L144 10L146 9V11H148V13H149V11H150V12L153 11V10L155 9V7H156V6H155L156 4H155V5L149 4L150 0H127ZM148 1H149V2H148ZM159 1H163V0H158V2H159ZM221 1H222V0H221ZM232 1H233V0H231L230 2H232ZM251 1H252V0H251ZM258 1H259V0H258ZM258 1H255V3L253 2V3H254V4H253V7H255V9H258V8H256V6H257L256 3H257ZM260 1H261V0H260ZM2 2H4V1H2ZM6 2H7V0H6ZM6 2H5V5H7ZM8 2H9V1H8ZM12 2H14V1H12ZM28 2H29V1H27V3H26V2H25V3L29 5ZM51 2H52V1H51ZM69 2H70V1H69ZM97 2H96V3H97ZM156 2H157V1H156ZM225 2H226V1H225ZM230 2L227 1V2H226L227 5H228ZM32 3H35L37 9L33 8L35 11H34V10H31L33 6L31 7V5H30V7H29V6H27V7H29V9H30V8H31V9H30V10H29V9H28V10L26 9V10L29 11V13H30V17H31V21L34 23V26H36V30H35V31H37L36 33L40 34L41 36H40V35L38 36L37 34H35V35H37L39 38H40V37H43V38H47V39H49V40L53 38L52 42L54 43L55 40H57V38L54 40V38H55V30H54V27H53V24H52V22H51V18H50V15H51L52 12H51L50 14L48 13V12H49V11H48V7H47L46 3H45L44 1H42V0H33ZM91 3H92V0H91ZM99 3H101V2H99ZM102 3H103V2H102ZM104 3H105V2H104ZM113 3H114V2H113ZM168 3H169V2H168ZM221 3H222V2H221ZM251 3H252V2H251ZM251 3H250L249 0H238V5L240 6L239 8H240V9H243V10H244L246 7L250 9V7H252V6L249 7V5H251ZM1 4H2V3H1ZM3 4H4V3H3ZM153 4H154V3H153ZM230 4H231V3H230ZM245 4H247V5L245 6ZM11 5L13 6V4H11ZM115 5H116V2H115ZM115 5H114V6H115ZM165 5H166V0L163 1L162 3H159V4L157 5V7H156V8L159 7V10H157V11H158V13H159V11H160V13H161L162 16L164 17V19H165V17H166V14H169L167 8L165 9ZM177 5H178V4H177ZM222 5L224 6V1H223V4H222ZM227 5H226V6H227ZM254 5H255V6H254ZM8 6H9L10 8L12 7V6H10L9 4L7 5V7H8ZM16 6H17V5H16ZM22 6H23V4H22ZM98 6H99V5H98ZM108 6H109V5H108ZM108 6L106 5L105 7H108ZM119 6H121V5H119ZM139 6H140V7H139ZM174 6H176V5H174ZM178 6H179V5H178ZM228 6H229V5H228ZM228 6H227V7H228ZM232 6H233V5H232ZM236 6H237V4H236ZM0 7H1V6H0ZM2 7H3V6H2ZM7 7H6V9H7ZM24 7L26 8V5H24ZM99 7H100V6H99ZM101 7H102V6H101ZM101 7H100V8H101ZM126 7H127V5H126ZM160 7H161V9H162V8H163V9L160 10ZM167 7H168V6H167ZM4 8H5V7H4ZM14 8H15V7H14ZM19 8H20V7H19ZM19 8H18V9H19ZM21 8H22V7H21ZM109 8H110V7H109ZM111 8H112V6H111ZM111 8H110L109 11H111ZM176 8H177V7H176ZM179 8H180V7H179ZM222 8H223V7H222ZM224 8H225V7H224ZM12 9H13V8H12ZM22 9H23V8H22ZM105 9H106V8H105ZM107 9H108V8H107ZM107 9H106V10H107ZM112 9H113V8H112ZM117 9H116V10H117ZM196 9L199 10L198 5H197V8H196ZM236 9H237V7H236ZM255 9H254V10H255ZM262 9H263V8H262ZM0 10H1V9H0ZM2 10H4V9H2ZM13 10H14V9H13ZM83 10H84V9H83ZM103 10H104V9H103ZM103 10H100V13H99L100 16H99V17H101V13L104 15V11H103ZM114 10H115V9H113L112 11L114 12ZM121 10H119V11H121ZM144 10H142V11L144 12ZM193 10H194V8H193ZM198 10H195V11L197 12ZM222 10H224V9H222ZM227 10H228V9H227ZM230 10H231V9H230V6H229V11H230ZM245 10H246V9H245ZM258 10H259V12L261 11L260 8H259ZM258 10L255 11V14H256V12H258ZM8 11H9V10H8ZM15 11H16V10H15ZM97 11H98V10H97ZM102 11H103V12H102ZM109 11H108V13H109ZM123 11H121V12H122L123 14H125V12H123ZM154 11H156V9H155ZM154 11H153V12H154ZM157 11H156L155 13H157ZM220 11H221V10H220ZM241 11H242V10H241ZM241 11H239V12H241ZM262 11H263V10H262ZM262 11H261V12H262ZM0 12H1V11H0ZM3 12H6V11L4 10ZM3 12H2V13H3ZM10 12H14V11H10ZM18 12H19V11H18ZM80 12H82V11H80ZM98 12H99V11H98ZM121 12H120V13H121ZM128 12H126V14H127ZM153 12H151V13H153ZM169 12H170V11H169ZM204 12H205V10H204ZM231 12H232V11H231ZM231 12H230L229 14H231ZM233 12H234V11H233ZM239 12H237V13H239ZM248 12H249V10H248ZM248 12H247V13H248ZM66 13H67V12H66ZM105 13H107V12H105ZM115 13H117V12H115ZM139 13H140V12H139ZM158 13H157V14H158ZM160 13H159V14H160ZM205 13H206V12H205ZM205 13H204V14H205ZM223 13H224V12H223ZM226 13H227V12H226ZM226 13L223 14V16H222L221 18H218V19H222V18L226 15ZM237 13H236V15H237ZM262 13H263V12H262ZM262 13H259V15H261ZM6 14H7V15H6ZM6 14H5V15L7 16V17L5 16L6 18L2 17V18L5 19V21H6V19L8 18V12H7ZM9 14H10V13H9ZM18 14H19V13H18ZM18 14H17V15H18ZM25 14H26V16L29 15V14H27V13H25ZM54 14H55V11H54ZM59 14H60V13H59ZM63 14H64V13H63ZM123 14H122V16H123ZM140 14H141V13H140ZM143 14H144V13H143ZM159 14H158V15H159ZM161 14H160V15H161ZM170 14H171V13H170ZM240 14H241V13H240ZM11 15H12V14H11ZM20 15H21V14H20ZM103 15H102V16H103ZM113 15H114V14H113ZM116 15H117V14H116ZM116 15H115V16H116ZM141 15H142V14H141ZM144 15H146V14H144ZM158 15H157V17H158ZM200 15H202V14H200ZM206 15H207V14H206ZM206 15H205V16H206ZM236 15H235V13H234V19H233V17H231V18H232V19H231L232 22L235 21V16H236ZM249 15H250V14H249ZM256 15H257V14H256ZM256 15H255V16H256ZM259 15H258V16H259ZM2 16H3V15H2ZM22 16H24L23 13H22ZM26 16H25V17H26ZM52 16H53V14H52ZM54 16H55V15H54ZM57 16H58V12H57ZM64 16H65V15H64ZM72 16H73V15H71L70 18H71ZM74 16H75V15H74ZM115 16H114V17H115ZM118 16H120V15H119V12H118ZM118 16H117V17H118ZM149 16H150V14H149ZM220 16H221V15H220ZM220 16H219V17H220ZM239 16H240V15H239ZM242 16H243V18H244V15H242ZM246 16H247V15H246ZM251 16H253V15H251ZM262 16H263V15H262ZM262 16H259V17H262ZM0 17H1V16H0ZM14 17H15V19H16V15L14 16V13H13V18H14ZM20 17H21V16H20ZM20 17L18 18V20L20 19ZM30 17H29V18H30ZM58 17H59V16H58ZM84 17H85V16H84ZM88 17H89V15H88ZM90 17H91V16H90ZM96 17H97V16H96ZM155 17H156V16H155ZM167 17H168V16H167ZM182 17H183V16H182ZM198 17H199V16H198ZM249 17H250V16H249ZM253 17H254V16H253ZM2 18H0V19H2ZM21 18H22V17H21ZM55 18H56V17H55ZM68 18H69V16H68ZM73 18H74V17H73ZM91 18H93V15H92ZM103 18H104V16H103ZM105 18H106V17H105ZM107 18H108V17H107ZM109 18H110V17H109ZM109 18H108V20H109ZM125 18H128V17H125ZM129 18H130V17H129ZM226 18L228 19V18H230V17L228 16V17H226ZM247 18H248V17H245L246 20H247ZM251 18H252V17H251ZM256 18H257V17H256ZM263 18H264V17H262V19H263ZM10 19H12V18H9L8 21H9ZM56 19H57V18H56ZM97 19H98V17H97ZM111 19H112V18H111ZM111 19H110V20H111ZM117 19H118V18H117ZM179 19H182V18L180 17ZM179 19H178V20H179ZM200 19H201V18H200ZM223 19H225V18H223ZM223 19H222V20H223ZM239 19H240V18H239ZM262 19H260V20H262ZM12 20H13V19H12ZM16 20H17V19H16ZM18 20H17V22H18ZM23 20H24V19H23ZM106 20H107V19H106ZM108 20H107V21H108ZM115 20H116V19L113 18V21H115ZM158 20H159V19H158ZM158 20H157V21H158ZM170 20H171V19H170ZM176 20H177V19H176ZM228 20H229V19H228ZM237 20H238V17H237ZM250 20H251V19H250ZM258 20H259V19H258ZM260 20H259V21H260ZM2 21H3V20H2ZM19 21H20V20H19ZM21 21H22V19H21ZM24 21H25V20H24ZM31 21H29V22H31ZM94 21H96V20L94 19ZM101 21H103V20H101ZM101 21H100V22H101ZM124 21H125V20H123L122 22L124 23ZM168 21H169V20H168ZM197 21H198V20H197ZM241 21L244 22L243 19H242ZM25 22H26V24H27V21H25ZM25 22H24V24H25ZM96 22H97V21H96ZM104 22H105V19H104ZM104 22H103V23H104ZM108 22H109V21H108ZM110 22H112V20H111ZM160 22H161V19H160ZM238 22H240V21H237V25H238ZM2 23H3V22H2ZM20 23H21V22H20ZM20 23H19V24H20ZM33 23H32V24H33ZM103 23H102V25H103ZM105 23H107V22H105ZM112 23H113V22H112ZM112 23H111V25L109 24V26H112ZM118 23H120V21H119ZM125 23H126V22H125ZM167 23H168V22H167ZM167 23H166V24H167ZM228 23L231 24V21L228 22ZM228 23H227V24H228ZM235 23H236V22H235ZM235 23H234V24H235ZM245 23H246V22H245ZM245 23H244V24H245ZM247 23H248V22H247ZM257 23H258V22H257ZM17 24H18V23H17ZM17 24H15V25H17ZM19 24H18V25H19ZM24 24H23V25H24ZM32 24H31V25H32ZM114 24H116V22H114ZM156 24H157V23H156ZM159 24H160V23H159ZM159 24H158V25H159ZM166 24H165V25H166ZM230 24H229V27H230ZM234 24H233V25H234ZM251 24H253V19H252ZM262 24H264V21H263ZM1 25H2V24H1ZM5 25H6V24L2 25L3 28H4ZM18 25L16 26V28L19 27ZM23 25H22V26H23ZM31 25H30V27H31ZM107 25H108V24H107ZM116 25H121V24H116ZM125 25H126V24H125ZM13 26H14V25H13ZM34 26H32V27H34ZM104 26H105V24H104ZM126 26H127V25H126ZM138 26H139V25H138ZM166 26H167V25H166ZM205 26H206V25H205ZM227 26H228V25H227ZM254 26H255V25H254ZM14 27H15V26H14ZM24 27H28V28H30V27L28 26V24H27V26L24 25ZM32 27H31V28H32ZM105 27H106V26H105ZM107 27H108V26H107ZM113 27H114V25H113ZM117 27H118V26H117ZM145 27H146V26H145ZM160 27H161V26H159V28H160ZM168 27H169V26H168ZM168 27H166V28L168 29ZM208 27H209V26H208ZM208 27L206 28L205 32H206L207 30H209ZM9 28H10V27H9ZM9 28H8V29H9ZM22 28H23V27H22ZM31 28H30V29H31ZM97 28H98V27H97ZM125 28H127V27H125ZM143 28H144V26L142 27V31H143ZM159 28H158V30H159ZM169 28H170V27H169ZM175 28H176V27H175ZM5 29H6V28H5ZM14 29H15V28H14ZM30 29H29V30H30ZM33 29H35V27H34ZM105 29L107 30V28H105ZM105 29H104V30L101 29V31H102L101 34L105 31ZM108 29H109V28H108ZM110 29H112V28H110ZM120 29H121V28H119V30H120ZM130 29H131V28H130ZM145 29H146V28H145ZM147 29H148V28H147ZM160 29H161V28H160ZM177 29H178V28H177ZM180 29H182V28H180ZM212 29H213V28H212ZM230 29H231V27H230ZM6 30H7V29H6ZM17 30H18V29H17ZM23 30H24V29H23ZM29 30H28V31H29ZM78 30H79V29H78ZM80 30H81V29H80ZM80 30H79V31H80ZM98 30H99V28H98ZM119 30H118V31H119ZM137 30H138V29H137ZM168 30H169V29H168ZM183 30L185 31V29H183ZM9 31H10V32H8V34L11 33V28L9 29ZM19 31H20V32H15V33H19V34L21 35V31H22V30L19 29ZM35 31H34V33H35ZM81 31H82V30H81ZM84 31H85V30H84ZM107 31H108V30H107ZM107 31H106V32H107ZM111 31H112V30H110V31H108V32H111ZM132 31H133V30H132ZM145 31H146V30H145ZM145 31H143V32L145 33ZM148 31H149V30H148ZM163 31H164V30H162V32H163ZM177 31L180 32L179 30H177ZM210 31H212V30H210ZM215 31H217V30H215ZM218 31H219V29H218ZM255 31H258V30H255ZM4 32H5V31H4ZM4 32L2 31L1 34L4 33ZM12 32H13V33H12V37H13V34H15V33H14V31H12ZM25 32H26V31H25ZM112 32H113V31H112ZM128 32H129V30H128ZM156 32H157V31H156ZM181 32H182V31H181ZM213 32H214V31H212V34H213ZM222 32H223V31H221V33H222ZM30 33H31V32H30ZM30 33H29V34H30ZM75 33H76V32H75ZM82 33H83V31H82ZM84 33H85V32H84ZM94 33H95V32H94ZM104 33H105V32H104ZM129 33H130V32H129ZM132 33H135V32L133 31ZM144 33H140V35H141V34L143 35ZM214 33H215V32H214ZM219 33H220V32H219ZM219 33H218V35H219ZM31 34H32V33H31ZM31 34H30V35H31ZM76 34H77V33H76ZM96 34H98V33H96ZM115 34L117 35V38H118V39H119V37L122 36V35H120V36L118 37V33H117V32L114 33V36H115ZM130 34H131V33H130ZM146 34H147V33H146ZM149 34L152 35L151 33H149ZM149 34H148V35H149ZM159 34H160V32H159ZM17 35H18V34H17ZM80 35H81V34H80ZM94 35H95V34H94ZM126 35H127V34H126ZM154 35H155V33L152 35V36H153L152 39L150 38L151 36L148 37V38H150L151 40H154V37H156V36H154ZM221 35H222V34H221ZM0 36H1V35H0ZM7 36H8V35H7ZM18 36H19V35H18ZM27 36H28V35H27ZM33 36H34V35L32 34L31 41L33 40ZM37 36H36V37H37ZM61 36H62V35H61ZM61 36H60V37H61ZM67 36H69V35H66V37H67ZM130 36H131V35H130ZM169 36H170V35H169ZM171 36H172V35H171ZM8 37H11V34H10ZM25 37H26V36H25ZM97 37H98V36H97ZM111 37H113V36H111ZM115 37H116V36H115ZM158 37L161 39L160 36H158ZM167 37H168V36L165 37V40H166ZM173 37H174V36H173ZM173 37L168 38L169 40H167V41H169V43H171L170 41H174ZM262 37H264V36H262ZM1 38H2V36H1ZM4 38H5V36H4ZM14 38H15V37H14ZM26 38H27V37H26ZM29 38H30V37H29ZM29 38H28V39H29ZM34 38H35V37H34ZM67 38H69V37H67ZM67 38H63V39H64V40H67V42H68V40H70V38H69V39H67ZM71 38L75 39L74 37H71ZM79 38H80V37H79ZM117 38H116L117 43L120 44V42L118 41ZM132 38H133V37H132ZM132 38H131V39H132ZM143 38H144V35H143ZM156 38H157V37H156ZM2 39H3V38H2ZM47 39H46V40H47ZM97 39H98V38H97ZM124 39H126V36H125ZM128 39H129V38H128ZM150 39H147V38H146L144 41H143V39H141V40L144 42V43H143V46H142V49H143V51H145V52L147 51V54L150 56V58H152V60H153V61H152V65H153L154 67L157 66L158 68H160V66H159V61H158L159 59H158V58H160L161 53H162V55H163V51H165V50H164V49H165V45L168 44V43H166L165 40H164V41H160V39H158V40H156V41H151ZM162 39H163V38H162ZM226 39H227V38H226ZM234 39H235V38H234ZM262 39H263V38H262ZM19 40L21 41L22 39H19ZM23 40H26V41H24V42H27V41H28L27 39H24V38H23ZM36 40H37V39H36ZM58 40H60V42H61L62 39H58ZM93 40H94L93 42L98 43V42H96L95 39H93ZM176 40H177V39H176ZM12 41H13V40L11 39V42H12ZM31 41H28V42H30V43H29L30 46H31V44H32L33 42L35 43V40H34L32 43H31ZM43 41H44V39H43ZM72 41H73V40H72ZM76 41H78L77 37H76ZM83 41H84V40H83ZM135 41H136V40H135ZM137 41H138V40H137ZM231 41L233 42V40H231ZM14 42H15V41H14ZM14 42H12V43H14ZM38 42H39V41H38ZM44 42H46V41H44ZM49 42H51V41H49ZM52 42H51V43H47V44H45L46 46L43 44V45H44V48L46 47L47 50H48V49H51V48H52V44H53ZM58 42H59V41H57L56 43H58ZM64 42H66V41H64ZM67 42H66V43H67ZM73 42H74V41H73ZM73 42H72V43H73ZM103 42H104V41H103ZM105 42H106V41H105ZM105 42H104V43H105ZM131 42H132V41H131ZM238 42H239V41H238ZM238 42L236 41V44H238ZM2 43H3V41L1 42V44H2ZM9 43H10V42H9ZM12 43L7 44V45H11V46H12V45H13ZM19 43H20V42H19ZM19 43H18V44H19ZM21 43H22V41H21ZM21 43H20V44H21ZM36 43H37V42H36ZM36 43H35V44H36ZM66 43H65V44H66ZM72 43H69V44H72ZM74 43L77 44L78 42H74ZM99 43H100V42H99ZM99 43H98V44H99ZM104 43H103V44H104ZM176 43H177V42H176ZM176 43H175V44H176ZM190 43H191V42H190ZM233 43H234V42H233ZM15 44H16V43H15ZM15 44H14V45H15ZM18 44H16V48L13 47V48H15V50L18 49V48H17V47H18V46H17ZM35 44L33 45L34 47H35ZM38 44H40V43H37V45H38ZM63 44H64V43H61L60 45H63ZM76 44H74V45H76ZM79 44H81L80 41H79ZM87 44H88V43H87ZM90 44H92V43H90ZM93 44H94V43H93ZM98 44H97V45H98ZM106 44H107V43H106ZM106 44H105V45H106ZM108 44H109V43H108ZM119 44H117V45H119ZM4 45H5V43L2 44L1 47L4 46ZM7 45L5 46V49H6L5 51L8 50V48H6ZM23 45H24V44H23ZM25 45H26V44H25ZM55 45H56V44H55ZM81 45H82V44H81ZM97 45H93V46H91V48L94 49L93 47H94V46L96 47ZM101 45H102V44H101ZM101 45H100V46H101ZM105 45H104V47H107V46H105ZM172 45H174V43H172ZM30 46L27 47V48L29 49ZM56 46H57V45H56ZM69 46H70V45H69ZM76 46L78 47V46H80V45H76ZM83 46H84V45H82V46H80V47H83ZM168 46H169V45H168ZM1 47H0V48H1ZM31 47H32V46H31ZM54 47H55V46H54ZM54 47H53V49H55ZM85 47H86V46H85ZM85 47H83V48H85ZM89 47H90V46H89ZM101 47H103V46H101ZM125 47H126V46H125ZM136 47H137V46H136ZM166 47H167V46H166ZM235 47H238V46H235ZM19 48H20V47H19ZM21 48H22V47H21ZM25 48H26V46H25ZM37 48H38V47H37ZM37 48H36V50H34V48H33V51H34V52H35V51H38ZM59 48H60V47H59ZM59 48H58V49H59ZM70 48H71V46H70ZM96 48H97V47H96ZM107 48H108V47H107ZM118 48H119V46H118ZM118 48H117V49H118ZM139 48L141 49V47H138V49H139ZM9 49H10V48H9ZM46 49H45V50H46ZM53 49H52V50H53ZM62 49H63V48H62ZM71 49H72V48H71ZM86 49H87V48H86ZM97 49H99V48H97ZM104 49H105V48H104ZM117 49H116V51H115L116 53H117ZM132 49H133V48H132ZM3 50H4V49H3ZM11 50H12V48H11ZM15 50L13 49L12 51L14 52ZM23 50H24V55H25L27 52L29 53V50H28L26 53H25V49H23ZM26 50H27V49H26ZM30 50H31V48H30ZM40 50H41V49H40ZM42 50H43V49H42ZM45 50H44V51H45ZM52 50H50V51H52ZM90 50H91V49H90ZM90 50H89V51H90ZM121 50H122V49H121ZM129 50H130V49H129ZM129 50H128V53L131 51V50H130V51H129ZM17 51H19V50H17ZM20 51H21V50H20ZM33 51H31V52L33 53ZM44 51H43V52H44ZM59 51H61V50H59ZM59 51L57 50V53H58V54H57V53H55V51L53 50L52 52H53L54 54H52V57H53V55L56 56V54H57V56H58V55H59ZM81 51H82V50H80V52H81ZM92 51H93V50H92ZM98 51H99V50H98ZM98 51H97V52H98ZM124 51H127V50L124 49ZM139 51H140V50H139ZM143 51H142V52H143ZM8 52H9V51H7V53H8ZM31 52H30V54H31ZM39 52H40V51H38V53H36V56H37V57H38V55H39ZM47 52H48V51H47ZM52 52H51V53H52ZM61 52H62V51H61ZM112 52H114V50H113ZM115 52H114V54H116ZM120 52H121V51H120ZM131 52H132V51H131ZM145 52H143L144 55H145ZM28 53H27V54H28ZM69 53H70V52H69V48H68V45H67V48H66L62 53H60V54H61L60 57L66 59V62H63V61H62V62L65 63V64H67V67L70 66V67L72 68L71 65H73V64H77V63H76L77 61L74 63V61H73L74 59H73V60L70 59ZM91 53H92V52H91ZM100 53L102 54V51H101ZM132 53H133V52H132ZM262 53H263V52H262ZM30 54H29L28 57H30ZM37 54H38V55H37ZM43 54H44V53H43ZM79 54H80V53H79ZM94 54L96 55V53H94ZM98 54H99V53H98ZM108 54H109V53H108ZM108 54H107V55H108ZM133 54H134V53H133ZM135 54H136V53H135ZM254 54H255V56H256V53H254ZM0 55H2V54H0ZM33 55H35V54L33 53L32 56L30 57V59L32 58V60H33V59L35 60V58L33 57ZM40 55H42V53H41ZM80 55H81V54H80ZM91 55H93V54H91ZM91 55H90V56H91ZM102 55H103L102 57L105 58L104 54H102ZM112 55H113V54H112ZM127 55H129V54H127ZM139 55H140V54H139ZM239 55H240V54H239ZM257 55H258V54H257ZM259 55H260V54H259ZM36 56H35V57H36ZM45 56H46V55H45ZM47 56H48V55H47ZM81 56H82V55H81ZM109 56H110V54H109ZM116 56H117V55H116ZM120 56H121V55H119V56H117V57L119 58ZM253 56H254V55H253ZM255 56H254V57H255ZM2 57H3V56H2ZM26 57H27V56H26ZM39 57H40V56H39ZM82 57H83V56H82ZM96 57H97V56H96ZM96 57L94 56V58H92V57H91V58L94 60ZM99 57H100L101 59H100ZM102 57H101V55H99V56L97 57V58L100 60L99 64H100V65L102 64L101 67L99 66V67L96 68L95 71H96L97 73H98V72H99V73H100V72L102 73V71H104V67H105L104 65H105V64L107 65V60L102 61ZM111 57H112V56H111ZM123 57H124V56H123ZM125 57H126V56H125ZM165 57H166V56H165ZM195 57H196V56H195ZM195 57H194V58H195ZM6 58H7V56H6ZM12 58H13V57H12ZM16 58H17V57H15V59H16ZM22 58H23V56H22ZM22 58H21V59H22ZM41 58H42V57H40V58H38V59H41ZM97 58H96V59H97ZM113 58H115V55H114ZM161 58H162V57H161ZM168 58H169V57H168ZM256 58H257V56L254 58V60H256ZM3 59H5V57H4ZM7 59H8V58H7ZM24 59H25V58H24ZM38 59H37V60H38ZM51 59H53V58L50 57V58H49V61H50ZM86 59H87V58H86ZM89 59H90V58H89ZM92 59H91L90 61H92ZM115 59H116V58H115ZM135 59H137V57H136ZM170 59H171V58H169V60H170ZM246 59H248V58H246ZM8 60H11V61H12L11 58H9ZM19 60H20V59H19ZM61 60H62V59H61ZM99 60H98V61H99ZM112 60H113V59H111V61H112ZM120 60H121V59H120ZM124 60H125V59H124ZM126 60H128V59H126ZM130 60H131V59H130ZM162 60H163V59H161L160 61H162ZM165 60H166V59H165ZM234 60H235V59H234ZM238 60H239V59H238ZM248 60H249V59H248ZM251 60L253 61L252 58H251ZM5 61H6V62H9V61H7V60H5ZM5 61H3V63H4ZM20 61H21V60H20ZM20 61H16V62L19 63ZM25 61H28V60H25ZM25 61H24V62H25ZM41 61H42V60H41ZM84 61H86V60H84ZM84 61H83V63H84ZM90 61H89V62H90ZM94 61H95V60H94ZM114 61H115V60H114ZM117 61H118V60H117ZM131 61H132V60H131ZM146 61H147V59H146ZM243 61H244V60H243ZM256 61H257V60H256ZM35 62H36V60L33 61V63H35ZM42 62H43V61H42ZM52 62H53V60H52ZM54 62H55V61H54ZM95 62H97V61H95ZM118 62H119V61H118ZM125 62H126V61H125ZM132 62H133V61H132ZM162 62H163V61H162ZM164 62H165V61H164ZM164 62H163V63H164ZM236 62H237V61H236ZM236 62H234V63H236ZM238 62H239V61H238ZM1 63H2V61H1ZM20 63H21V62H20ZM31 63H32V61H31ZM44 63H45V62H44ZM49 63H50V62H49ZM80 63L82 64V62H79L78 64H80ZM91 63H93V61H92ZM111 63H112V62H110V64H111ZM116 63H117V62H116ZM122 63H123V60H122ZM127 63H128V62H127ZM171 63H172V62H171ZM224 63H226V62H224ZM227 63H228V62H227ZM231 63H232V62H231ZM234 63H233V65H234ZM241 63H242V62H241ZM255 63H256V62H255ZM255 63H254V64H255ZM21 64H22V63H21ZM23 64H24V63H23ZM23 64H22V65H23ZM42 64H43V63H42ZM42 64H41V65H42ZM65 64L62 65V63H61V65H59V68H62V66H63V67H64L63 69H66ZM89 64H90V63H89ZM96 64H97V63H96ZM129 64H132V63H129ZM165 64H166V62H165ZM239 64H240V62H239ZM239 64H238V65H239ZM254 64H253V62H252V65H253V66H254ZM260 64H261V63H260ZM9 65H11V64H9ZM32 65H33V64H32ZM41 65H40V66H41ZM90 65H91V64H90ZM94 65H95V64H94ZM121 65H122V64H121ZM127 65H128V64H127ZM138 65H139V64H138ZM186 65H187V64H186ZM257 65H258V63H257ZM262 65L264 66V64H262ZM26 66H27V65H26ZM28 66H29V65H28ZM28 66H27V67H28ZM34 66H35V65H34ZM36 66H37V65H36ZM60 66H61V67H60ZM78 66H79V65H77V67H78ZM103 66H104V67H103ZM131 66H132V65H131ZM139 66H140V65H139ZM139 66H137V67H139ZM143 66H144V65H143ZM145 66H146V65H145ZM153 66H152V67H153ZM234 66H236V65H234ZM242 66H243V64H242ZM253 66H252V67H253ZM52 67H53V66H52ZM56 67H58V66H56ZM86 67H87V66H86ZM123 67H124V66H123ZM126 67H127V66H126ZM128 67H129V66H128ZM186 67H187V66H186ZM218 67H219V66H218ZM218 67H217V68H218ZM229 67H230V66H229ZM232 67H233V66H232ZM237 67H238V66H237ZM243 67H244V66H243ZM243 67H242V69H243ZM247 67H248V66H247ZM247 67H246V68H247ZM255 67H256V65H255ZM255 67H253V68H255ZM260 67H261V66H260ZM15 68L20 70L21 66H20L19 64H16V67H15ZM25 68H26V67H25ZM28 68H29V67H28ZM28 68H27V69H28ZM73 68H75V70H76L75 65H74ZM73 68H72V69H73ZM79 68H80V67H79ZM79 68H78V69H79ZM91 68H92V65L90 66L89 69H91ZM150 68H151V66H150ZM162 68H166V67L164 66V67H162ZM162 68H161V69H162ZM181 68H182V70H185V69H183V67H181ZM195 68H196V67H194V69H195ZM219 68H220V67H219ZM238 68H239V67H238ZM257 68L260 69L258 66H257ZM261 68H263V67H261ZM7 69H8V68H7ZM11 69H12V67H11ZM11 69H9V70H11ZM27 69L24 70V71H26V73L23 71L24 74H27V73L29 74V72H28ZM34 69H35V68H34ZM52 69H54V68H52ZM87 69H88V68H87ZM89 69H88V70H89ZM107 69H108L109 71H110V70H114L116 73L119 72V73H118L119 75H121V74H123L124 72H127V71H128V70H127V71H123L121 66H119V65H115L114 63H112L110 67L107 66ZM123 69H124V68H123ZM152 69H153V68H152ZM166 69H167V68H166ZM196 69H197V68H196ZM221 69H222V68H220V70H221ZM242 69H239V70L243 71ZM248 69H249V68H248ZM22 70H23V69H22ZM50 70H51V69H50ZM67 70H68V69H67ZM84 70H85V69H84ZM84 70H83V72H85ZM105 70H106V69H105ZM125 70H126V69H125ZM144 70H146V69H144ZM147 70H148V69H147ZM147 70H146V71H147ZM155 70H156V69H155ZM163 70H164V69H163ZM180 70H181V69H180ZM220 70H219V72H220ZM253 70H254V69H252L251 71H253ZM256 70H257V69H256ZM261 70H262V69H261ZM3 71H4V70H3ZM29 71H30V68H29ZM47 71H48V70H47ZM55 71H62V70H58V68H57V70H55ZM81 71H82V70H81ZM89 71H90V72H86V73H87V74H88V73H91L92 70H89ZM95 71L92 72L90 75H92V76L96 75ZM129 71H130V70H129ZM138 71H140V70L138 69ZM160 71H161V70H160ZM160 71H159V73H160ZM174 71H175V70H174ZM246 71H247V70H246ZM246 71H245V72H246ZM34 72H35V71H34ZM48 72H49V71H48ZM51 72L53 73L54 70H51ZM65 72H67V71H65ZM65 72H58L59 75H56V74H55V75H56L57 77L59 76V77H60L59 79L63 80V79L66 78V77H65V76H66ZM68 72H70V70H69ZM68 72H67V74L69 75ZM75 72H77V70H76ZM132 72H133V71L130 72V75H132V79L129 77V80H130V83H131V81H132V98H131V99H132V101L135 102L136 95H137V94H140V93H139V90H140V89H139V88H140L139 86H140V85L138 84L139 81H138V83L135 81V80H136V76H135V73H134V72L132 73ZM135 72H136V71H135ZM141 72H143V71H141ZM141 72H140V73H141ZM163 72H164V71H163ZM165 72H167V71H165ZM168 72H169V71H168ZM168 72H167V74L165 73L166 76L168 75ZM216 72H217V71H216ZM248 72H249V71H248ZM248 72H247V73H248ZM260 72H261V71L257 70V74H255V75H258V76H259V73H260ZM262 72H263V71H262ZM16 73H17V72H16ZM31 73H32V72H31ZM31 73L29 74V76L32 75ZM35 73H36V72H35ZM37 73H38V72H37ZM42 73H43V72H42ZM42 73L40 74V77L42 76ZM44 73H45V72H44ZM46 73H47V72H46ZM70 73H71V72H70ZM93 73H95V74H93ZM103 73H104V72H103ZM103 73H102V74H103ZM148 73H149V72H148ZM148 73H147V74H148ZM151 73H153V72H151ZM169 73H170V72H169ZM175 73H176V72H175ZM175 73H171V74H175ZM177 73H178V72H177ZM182 73H183V72H182ZM250 73H251V72H250ZM254 73H256V71H255ZM254 73H253V74H254ZM22 74H23V73H22ZM24 74H23V75H24ZM28 74H27V75H28ZM47 74H49V73H47ZM72 74H73V72H72ZM79 74H82V72H80ZM104 74H105V73H104ZM124 74H126V73H124ZM128 74H129V73H128ZM147 74H146V75H147ZM149 74H150V73H149ZM217 74H218V72H217ZM260 74H261V73H260ZM18 75H19V72H18ZM20 75H21V70H20ZM20 75H19V76H20ZM35 75H39V74H35ZM50 75H51V74H50ZM53 75H54V73H53ZM55 75H54V76H55ZM88 75H89V74H88ZM97 75H98V74H97ZM99 75H100V74H99ZM99 75H98V76H99ZM108 75H110V74H108ZM144 75H145V74H144ZM213 75H214V74H213ZM213 75H212V76H213ZM246 75H247V74H246ZM0 76H1V75H0ZM15 76H16V75H15ZM24 76H26V75H24ZM24 76H22V77H24ZM44 76H46V77H44ZM51 76H52V75H51ZM51 76H48V77H47L46 74L43 75V77L49 79V81H50V77H51ZM54 76H52V77H54ZM75 76H76V75H75ZM126 76H127V75H126ZM155 76H156V74H155ZM188 76H189V75H188ZM190 76H191V75H190ZM215 76L217 77V75H215ZM235 76H236V75H235ZM262 76H263V73H262ZM262 76H261V77H262ZM2 77H3V76H2ZM6 77H8V76H6ZM17 77H18V76H17ZM22 77H21V78H22ZM30 77H31V76H30ZM30 77H29V79L32 78V77H31V78H30ZM95 77H96V76H95ZM99 77H100V79L102 78L101 76H99ZM99 77H96V80H97V79L99 80ZM112 77H113V76H111V78H112ZM115 77H116V76H115ZM141 77H142V75H141ZM183 77H184V76H183ZM229 77H230V76H229ZM246 77H247V76H246ZM248 77H249V75H248ZM8 78H9V77H8ZM37 78H39V77H36V79H37ZM55 78H56V77H55ZM122 78H123V77H122ZM124 78L126 79L125 75H124ZM124 78H123V79H124ZM150 78L153 79L154 76H153V77H150ZM170 78L172 79V77H170ZM174 78H177V77H174ZM190 78H191V77H190ZM206 78H207V77H206ZM234 78H235V77H234ZM9 79H11V80L14 79V80H15V77H14V78H9ZM18 79H19V78H18ZM18 79H17V80H18ZM33 79H35V78H33ZM33 79H31V82L33 81ZM39 79H40V78H39ZM47 79H43V80L46 81ZM73 79H74V78H73ZM90 79H91V78H90ZM105 79H106V78H105ZM108 79H109V78H108ZM115 79H116V78H114L113 83H114ZM119 79H120V78H119ZM163 79H164V76H163ZM167 79H168V78H167ZM208 79H209V78H208ZM215 79H217V78H215ZM263 79H264V78H263ZM11 80H10V81H11ZM43 80H42V81H43ZM65 80H66V79H65ZM102 80H104V79H102ZM102 80H101V81H102ZM138 80H139V79H138ZM144 80H146V79H144ZM147 80H149V78H148ZM155 80H156V79H154V80L152 81L153 84H154ZM158 80H159V79H158ZM231 80H232V79H231ZM250 80H251V79H250ZM260 80H261V79H260ZM15 81H16V80H15ZM47 81H48V80H47ZM54 81L56 82L57 80L54 79ZM92 81H93V80H92ZM92 81H91V82H92ZM94 81H95V80H94ZM108 81H112V80L109 79ZM116 81H117V80H116ZM126 81H128V80H126ZM126 81H124V82H126ZM150 81H151V79H150ZM150 81H149V82H150ZM162 81H163V80H162ZM164 81H165V80H164ZM208 81H209V80H208ZM210 81H212L211 78H210ZM210 81H209V82H210ZM253 81H254V80H253ZM11 82L13 83L14 81H11ZM57 82H58V81H57ZM59 82H60V81H59ZM62 82H63V81H62ZM62 82H61V83H62ZM71 82H72V80H71ZM99 82H100V80H99ZM102 82H104V81H102ZM102 82H100V83H102ZM106 82H107V79H106ZM106 82L104 83V84H106V85L104 86V88L107 86V83H106ZM145 82H146V81H145ZM165 82H166V81H165ZM206 82H207V81H206ZM209 82H208V83H209ZM212 82H213V81H212ZM218 82H219V81H218ZM218 82H217V83H218ZM257 82H258V81H257ZM260 82H261V81H260ZM14 83H15V82H14ZM20 83H21V82H20ZM20 83H19V84H20ZM25 83H26V82H25ZM25 83H24V84H25ZM42 83H43V82H42ZM45 83H46V82H45ZM49 83H51V81L48 82V84H49ZM67 83H68V82H67ZM89 83H90V81H89ZM94 83H95V82H94ZM100 83H99V85H100ZM127 83H128V82H127ZM152 83H151V85H152ZM250 83H252V82H250ZM250 83H249V84H250ZM17 84H18V83H17ZM29 84H30V83H29ZM32 84H33V83H32ZM46 84H47V83H46ZM46 84H45V85H46ZM53 84H54V83H53ZM53 84L50 86L51 88H52ZM90 84H92V83H90ZM95 84H96V83H95ZM95 84H94V85L92 84L93 86H91V85H90V86H91L92 88H93V87H96ZM114 84H115V83H114ZM123 84H125V83H123ZM128 84H129V83H128ZM166 84H167V83H166ZM212 84H213V83H212ZM224 84H225V83H224ZM245 84H246V83H245ZM258 84H260V83H258ZM258 84H257V85H258ZM6 85H7V84H6ZM56 85H57V84H56ZM155 85H156V84H155ZM215 85H216V83H215ZM217 85H218V84H217ZM217 85H216V86H217ZM254 85H255V84H254ZM257 85H255V86H257ZM13 86H14V85H13ZM16 86H17V85H16ZM18 86H19V85H18ZM43 86H44V85H42L41 87H43ZM46 86H48V85H46ZM101 86H102V84H101ZM114 86H115V85H114ZM195 86H196V85H195ZM207 86H209V84H208ZM213 86H214V85H213ZM226 86H227V85H226ZM243 86H244V85H243ZM245 86H249V87H250V85H248V83H247V85H245ZM260 86H261V84H260ZM260 86H258V87H260ZM91 87H90V88H91ZM98 87H99V86H97V88H98ZM124 87H126V85H125ZM124 87H122V88H124ZM128 87H129V86H127V88H128ZM157 87H158V86H157ZM189 87H190V86H189ZM229 87H230V86H229ZM249 87H248V89H249ZM258 87H257V88H258ZM10 88H11V87H10ZM12 88H13V87H12ZM21 88H22V86H21ZM24 88L26 89V87H24ZM53 88H54V87H53ZM99 88H100V87H99ZM99 88H98V89H99ZM120 88H121V87H120ZM190 88H191V87H190ZM233 88H234V87H232L231 89H233ZM251 88H252V87H250V90H251ZM1 89H2V88H1ZM3 89H5V88H3ZM15 89H16V88H15ZM18 89H19V87H18ZM18 89H17V90H18ZM27 89H28V88H27ZM41 89H43V88H41ZM88 89H89V88H88ZM107 89H108V88H107ZM107 89H106V90H107ZM111 89H112V88H111ZM156 89H157V88H156ZM156 89H154V90H156ZM160 89H161V88H160ZM176 89H177V88H176ZM178 89H179V87H178ZM199 89H200V88H199ZM253 89H254V88H253ZM6 90H8L7 87H6ZM13 90H14V89H13ZM20 90H21V89H20ZM39 90H40V89H39ZM51 90H52V89H51ZM56 90H57V87H56ZM83 90H84V89H83ZM102 90H103V89H102ZM106 90H104V91H106ZM122 90H123V92H124V89H122ZM126 90H128V89H126ZM188 90H189V89H188ZM190 90H191V89H190ZM190 90L187 91V92H190ZM197 90H198V89H197ZM261 90H262V89H261ZM40 91H41V90H40ZM43 91H44V89H43ZM43 91H41V92H43ZM91 91H92V89H91ZM104 91H103V92H104ZM118 91H119V90H118ZM118 91H117V92H118ZM129 91H130V88H129ZM129 91H128V92H129ZM140 91H141V90H140ZM162 91H163V90H162ZM16 92H17V91H16ZM18 92H19V90H18ZM18 92H17V93H18ZM26 92H27V91H26ZM29 92H30V91H29ZM103 92L100 93V91H99L98 93L100 94V96H99V94H97L98 97H101V94H102ZM111 92H113V91H111ZM120 92H121V90H120ZM120 92H119V94H120ZM130 92H131V91H130ZM164 92H165V90H164ZM187 92H186V93H187ZM191 92H192V91H191ZM193 92H194V91H193ZM193 92H192V93H193ZM252 92H253V91H252ZM252 92H251V93H252ZM0 93H1V91H0ZM2 93H3V90H2ZM2 93H1V94H2ZM13 93H15V91H14ZM17 93L14 94V95H17ZM19 93H20V92H19ZM19 93H18V95H19ZM24 93H25V92H24ZM35 93H36V92H35ZM88 93H89V92H88ZM88 93H86V94H88ZM104 93H105V92H104ZM217 93H218V92H217ZM1 94H0V95H1ZM20 94H22V93H20ZM39 94H41V93H39ZM43 94H44V93H43ZM52 94L54 95V93H52ZM94 94H95V93H94ZM119 94H118V96H119ZM147 94H149V93H147ZM155 94H156V93H155ZM176 94H177V93H176ZM184 94H185V93H184ZM184 94H183V95H184ZM194 94H195V93H194ZM215 94H216V93H214V95H215ZM253 94H254V93H253ZM9 95H10V94H9ZM9 95H8V96H9ZM29 95H30V94H29ZM97 95H96V98H97ZM107 95L110 96L109 93H108ZM115 95H116V94H115ZM122 95H123V93H122ZM142 95H143V94H142ZM169 95H170V94H169ZM169 95H168V96H169ZM217 95H218V94H217ZM224 95H225V94H224ZM248 95H249V94H248ZM248 95H247V96H248ZM2 96H3V95H2ZM36 96H38V95H36ZM42 96H43V95H42ZM85 96H86V95H85ZM89 96H90V95H89ZM89 96H88V97L86 96L85 98L88 99ZM116 96H117V95H116ZM116 96H114V97H116ZM151 96H152V95H151ZM172 96H173V95H172ZM200 96H204V95H201V94H200ZM232 96H233V95H232ZM236 96H237V95H235V97H236ZM238 96H239V95H238ZM243 96H244V95H243ZM245 96H246V95H245ZM255 96H257V95H255ZM263 96H264V95H263ZM28 97H29V96H28ZM107 97H108V96H107ZM114 97L112 96V100L115 99ZM123 97H124V98H127V97H125V95H123ZM175 97H177V96L175 95ZM179 97H180V96H179ZM188 97H189V95H188ZM218 97H219V96H218ZM235 97H234V98H235ZM239 97H240V96H239ZM250 97H251V96H250ZM0 98H1V97H0ZM15 98H16V97H15ZM15 98H14V99H15ZM22 98H23V97H22ZM30 98H31V97H30ZM30 98H29V99H30ZM35 98H36V97H35ZM44 98H45V97H44ZM159 98H160V97H159ZM183 98H184V97H183ZM202 98H203V97H202ZM205 98H207V97H205ZM248 98H249V96H248ZM258 98H259V97H258ZM263 98H264V97H263ZM7 99H8V98H7ZM31 99H32V98H31ZM33 99H34V98H33ZM33 99H32V101H33ZM42 99H43V98H42ZM77 99H79V98H77ZM81 99H83V98L81 97ZM89 99H91V98H89ZM89 99H88V100H89ZM93 99H95V98H93ZM150 99H151V98H150ZM163 99H164V98H163ZM190 99H191V98H190ZM196 99H197V98H196ZM207 99H208V98H207ZM207 99H206V100H207ZM1 100L3 101V99H1ZM8 100H9V99H8ZM10 100L12 101L13 99H10ZM18 100H19V99H18ZM40 100H41V99H40ZM95 100H96V99H95ZM98 100H100V99L97 98L96 102H97ZM108 100H109V99H108ZM129 100H130V99H129ZM181 100H182V99H181ZM197 100H198V99H197ZM206 100H205V101H206ZM219 100H220V99H219ZM19 101H20V100H19ZM22 101H23V100H22ZM22 101H21V103H22ZM25 101H27V100H25ZM43 101H44V99H43ZM83 101H84V99L82 100V102H83ZM86 101H87V100L85 99V101H84L83 103H85ZM110 101H111V100H110ZM116 101H117V100H116ZM121 101H122V100H120V102H121ZM130 101H131V100H130ZM132 101H131V102H132ZM187 101L189 102V100H187ZM198 101H199V100H198ZM256 101H257V100H256ZM0 102H1V101H0ZM3 102H4V101H3ZM7 102H8V101H6V103H7ZM9 102H10V101H9ZM9 102H8V103H9ZM13 102H14V101H13ZM30 102H31V101H30ZM33 102H34V101H33ZM33 102H32V103H33ZM90 102H91V101H90ZM92 102H93V101H92ZM96 102H95V104H96ZM139 102H140V101H139ZM139 102H138V103H139ZM143 102H144V101H143ZM147 102H148V101H147ZM150 102H151V100H150ZM157 102H158V100H157ZM162 102H163V101H162ZM195 102H197V101L195 100ZM236 102H237V100H236ZM1 103H2V102H1ZM32 103H31V104H32ZM34 103H35V102H34ZM34 103H33V104H34ZM60 103H61V105L64 107L63 103H62V102H60ZM60 103H59V104H60ZM86 103H87V102H86ZM86 103H85V104H81V105H79V106L88 105V104H86ZM98 103H99V101H98ZM100 103L103 104V102H102L101 100H100ZM100 103H99V104H100ZM105 103H106V102H105ZM132 103H133V102H132ZM151 103H152V102H151ZM191 103H192V101H191ZM191 103H190V104H191ZM208 103H210V102H208ZM208 103H207V104H208ZM251 103H252V102H251ZM253 103H255V102H253ZM13 104H17V103H13ZM24 104H26V102H24ZM33 104H32V107H34ZM95 104L93 103V104H91V106H94ZM156 104H158V103H156ZM188 104H189V103H188ZM238 104H240V102H239ZM11 105H12V104H11ZM17 105H18V104H17ZM19 105H20V104H19ZM163 105H164V104H163ZM169 105H170V104H169ZM169 105H167V106H169ZM197 105H198V104H197ZM212 105H214V104L212 103ZM255 105H256V103H255ZM12 106H13V105H12ZM14 106H15V105H14ZM14 106H13V108L16 107V106H15V107H14ZM20 106H22V105H20ZM35 106H37V105L35 104ZM58 106H59V105H58ZM76 106H77V105H76ZM79 106H77V108H79ZM89 106H90V104H89ZM110 106H112V105H110ZM137 106H138V105H137ZM139 106H140V105H139ZM167 106H166V107H167ZM233 106H234V105H233ZM238 106H239V105H238ZM241 106H242V105H241ZM38 107H39V106H38ZM71 107H72V106H71ZM112 107H113V106H112ZM116 107H117V106H116ZM150 107H151V106H150ZM153 107H154V106H153ZM161 107H162V105H161ZM163 107H165V106H163ZM166 107H165V108H166ZM175 107H176V106H175ZM210 107H211V106H210ZM214 107H215V105H214ZM234 107H236V106H234ZM248 107H249V106H248ZM257 107H258V106H257ZM13 108H10V107H9V109H12V110H13ZM17 108H18V107H17ZM26 108H27V107H26ZM28 108H31V107H28ZM73 108H74V107H73ZM73 108H72V109H73ZM83 108L85 109V106H83ZM86 108H87V107H86ZM90 108H92V107H90ZM90 108H89V109H90ZM100 108H101V107H100ZM129 108H131V107H129ZM136 108H137V107H136ZM141 108H142V107H141ZM169 108H171V107H169ZM176 108H178V107H176ZM212 108H213V106H212ZM212 108H211V109H212ZM252 108H253V107H252ZM259 108H260V107H259ZM3 109H4V108H3ZM3 109H1L0 111L3 112ZM18 109H20V108H18ZM18 109H17L16 111L19 112ZM34 109H36V108L34 107ZM37 109H38V108H37ZM62 109H63V108H62ZM65 109H66V108H65ZM67 109H68V108H67ZM67 109H66V110H67ZM70 109H71V108H69V115H70V112H71ZM72 109H71V110H72ZM74 109H76V107H75ZM93 109H94V108H93ZM103 109H104V108H103ZM103 109H102V111H103ZM112 109H113V108H112ZM115 109H116V108H115ZM160 109H161V108H160ZM160 109H159V110L156 109V110H158V112H159ZM179 109H180V108H178V110H179ZM190 109H191V108H190ZM197 109H199V108H197ZM197 109H195V110H197ZM239 109H240V108H239ZM245 109H246V106H245ZM22 110H23V109H22ZM38 110H40V109H38ZM38 110H37V111H38ZM56 110H57V109H56ZM56 110H55V112H56ZM60 110H61V109H60ZM60 110H59V111H60ZM76 110H78V109H76ZM81 110H82V109H81ZM104 110H105V109H104ZM130 110L133 111V112L135 111V104H134V103L132 104V109H130ZM136 110H137V109H136ZM172 110H175V109H172ZM220 110H221V109H220ZM249 110H250V107H249ZM261 110L263 111V109H261ZM261 110H260V111H261ZM8 111H10V110H8ZM14 111H15V110H14ZM16 111H15L14 113H16ZM20 111H21V110H20ZM25 111H26V110H25ZM27 111H28V109H27ZM46 111H47V110H46ZM49 111H50V110H49ZM57 111H58V110H57ZM61 111H62V110H61ZM63 111H64V109H63ZM73 111H74V110H73ZM79 111H80V108H79ZM85 111L87 112V110H85ZM85 111H84V112H85ZM89 111H90V110H89ZM91 111H93V110H91ZM91 111H90V112H91ZM97 111H98V110L95 109V112H97ZM105 111H106V110H105ZM131 111H130V112H131ZM167 111H169V113H170V110H169V109H168ZM176 111H177V110H176ZM187 111H188V110H187ZM199 111H200V110H199ZM217 111H218V110H217ZM239 111H240V110H239ZM245 111H246V110H245ZM256 111H257V110H256ZM4 112H6V111H4ZM18 112H17V114H18ZM30 112H32V111H30ZM30 112H29V113H30ZM40 112H41V111H40ZM75 112H76V111H75ZM84 112H83V110H82V112H80V113L78 112V113H79L80 116H81V113H83V115L85 114ZM90 112H89V113H90ZM95 112H94V114H95ZM114 112H115V111H114ZM120 112H121V111H120ZM120 112H119V113H120ZM122 112H123V111H122ZM124 112L127 113V111H125V110H124ZM138 112H139V111H138ZM172 112H173V111H172ZM177 112H178V111H177ZM184 112L186 113V111H184ZM194 112H195V111H194ZM200 112H202V111H200ZM241 112H242V111H241ZM7 113H8V112H6V114H7ZM9 113H10V112H9ZM14 113H12V111H11V114L15 115ZM48 113H49V112H48ZM56 113H57V112H56ZM60 113H61V112H60ZM65 113H66V112H65ZM67 113H68V112H67ZM67 113H66V115H68ZM73 113H74V112H73ZM89 113H87V114H89ZM92 113H93V112H92ZM147 113H148V112H147ZM169 113H167V114H169ZM174 113H176V112H173V114H172L173 116H172V117L175 116ZM182 113H183V112H182ZM245 113H246V112H245ZM0 114H1V113H0ZM21 114H23V112H22ZM51 114H52V113H51ZM54 114H55V113H54ZM62 114H64V113L62 112ZM149 114H150V113H149ZM155 114H157V113H155ZM155 114H153V115H155ZM189 114H191V113H189ZM2 115H4V114H2ZM7 115H8V114H7ZM7 115H6L5 117H7ZM19 115H20V112H19ZM19 115H18V116H19ZM23 115H24V114H23ZM27 115H28V114H27ZM27 115H25V116H27ZM30 115H31V114H30ZM47 115H48V114H47ZM55 115H56V114H55ZM58 115H59V114H58ZM58 115H57V116H58ZM60 115H61V114H60ZM89 115H90V114H89ZM103 115H104V114H103ZM126 115H127V114H126ZM139 115H141V114H139ZM163 115H164V113H163ZM169 115H171V114H169ZM169 115H168V116H169ZM183 115H185V114H183ZM191 115H192V114H191ZM9 116H12V115L9 114ZM100 116L102 117V112L100 113ZM100 116H99V117H100ZM104 116H105V115H104ZM118 116H120V114H119ZM124 116H125V115H124ZM132 116H133V115H132ZM141 116H142V115H141ZM160 116H161V115H160ZM168 116L166 115V116H164V117H168ZM193 116H194V114H193ZM198 116H199V115H198ZM201 116H202V115H201ZM0 117H1V116H0ZM5 117H4V118H5ZM13 117H15V116H13ZM13 117H12V118H13ZM27 117H28V116H27ZM27 117H25V120L27 119ZM35 117H36V116H35ZM48 117H49V116H48ZM54 117H55V116H54ZM72 117H75V116H72ZM94 117H95V116H94ZM97 117H98V116H97ZM99 117H98V118H99ZM128 117H129V119H130V116H128ZM176 117H177V115H176ZM212 117H213V116H212ZM229 117H230V116H229ZM232 117H233V116H232ZM234 117H235V116H234ZM252 117H253V116H252ZM254 117H255V116H254ZM258 117H259V116H258ZM2 118H3V117H2ZM2 118H1V119H2ZM7 118H8V117H7ZM16 118H17V116H16ZM16 118H15V119H16ZM36 118H37V117H36ZM84 118H86V117H84ZM91 118H92V117H91ZM109 118H110V117H109ZM115 118H116V117H115ZM120 118H122V117H120ZM126 118H127V117H126ZM138 118H139V117H138ZM140 118H143V116L140 117ZM144 118H145V117H144ZM161 118H162V117H161ZM184 118H185V116H184ZM187 118H188V117H187ZM189 118H190V117H189ZM189 118L186 119V120L188 121ZM200 118H201V117H200ZM205 118H206V117H205ZM221 118H222V117H221ZM10 119H11V118H10ZM33 119H34V117H33ZM46 119H47V118H46ZM79 119H80V118H79ZM86 119H87V118H86ZM134 119H135V117H134ZM164 119H165V118H164ZM208 119H210V117H209ZM224 119H227V118H224ZM224 119H222V121H224ZM230 119H231V118H230ZM248 119H249V118H248ZM252 119H253V118H252ZM11 120H12V119H11ZM47 120H48V119H47ZM94 120H95V119H94ZM110 120H112V119H110ZM147 120H148V119H147ZM182 120H183V119H182ZM194 120H195V117H194ZM220 120H221V119H220ZM244 120H245V119H244ZM249 120H250V119H249ZM3 121H4V120H3ZM5 121H6V120H5ZM17 121H18V120H17ZM34 121H35V120H34ZM34 121H33V122H34ZM36 121H37L36 124H38V120H36ZM36 121H35V122H36ZM72 121H73V120H72ZM82 121H83V119H82ZM85 121H87V120H85ZM148 121H150V120H148ZM163 121H164V120H163ZM189 121H190V120H189ZM189 121H188V123H190ZM207 121H208V120H207ZM211 121H212V120H211ZM222 121H220V123H221ZM226 121H227V120H226ZM1 122H2V121H1ZM13 122H15L14 119H13ZM29 122L32 123V120L29 121ZM29 122H27L28 125L30 124ZM35 122H34V124H35ZM79 122H81V121H79ZM88 122H89V119H88ZM112 122H113V120H112ZM126 122H127V121H126ZM153 122L155 123V121H153ZM209 122H210V120L208 121V123H209ZM245 122H247V121H245ZM6 123H7V121H6ZM11 123H12V122H11ZM19 123H20V122H19ZM47 123H48V126H49V121H48ZM77 123H78V121H77ZM85 123H87V122H85ZM116 123H117V122H116ZM143 123L145 124V122H143ZM146 123H147V122H146ZM149 123H151V122H149ZM165 123H167V122H165ZM195 123H196V122H195ZM211 123H212V122H211ZM223 123H224V122H223ZM225 123H226V122H225ZM240 123H241V122H240ZM243 123H244V122H243ZM243 123H242V124H243ZM254 123H255V122H253V126H254ZM23 124H24V123H23ZM39 124H40V123H39ZM39 124H38V125H39ZM54 124H55V123H54ZM57 124H58V123H57ZM60 124H62V122H60ZM75 124H76V123H75ZM75 124H74V125H75ZM89 124H90V122H89ZM95 124H96V123H95ZM97 124H100V123L98 122ZM126 124H130V122H129V123H126ZM133 124H134V123H133ZM138 124H139V123H138ZM156 124L159 125V122H157ZM244 124H245V123H244ZM250 124H251V123H249L248 126H250ZM256 124L258 125V123H256ZM38 125H36V126H38ZM45 125H46V124H45ZM85 125H86V124H85ZM151 125H152V124H151ZM222 125H223V124H222ZM240 125H241V124H240ZM246 125H247V123H246ZM251 125H252V124H251ZM5 126H6V125H5ZM29 126H30V125H29ZM39 126L41 127V125H39ZM39 126H38V127H39ZM43 126H44V125H43ZM48 126H47V127H48ZM54 126H55V125H54ZM60 126H62V125H60ZM133 126H135V125H133ZM155 126H156V125H155ZM197 126H198V125H197ZM197 126H196V127H197ZM208 126H209V125H208ZM220 126H221V125H220ZM259 126H260V125H259ZM261 126H262V123H261ZM17 127H18V126H17ZM40 127H39V128H40ZM44 127H45V126H44ZM49 127H51V126H49ZM68 127H69V126H68ZM73 127H75V126H73ZM76 127H77V126H76ZM79 127H80V128H81V127H84V124H83V126L80 125ZM85 127H86V126H85ZM85 127H84V128H85ZM87 127H89V126H87ZM116 127H117V126H116ZM120 127H121V125H120ZM120 127H119V128H120ZM163 127H164V126H163ZM228 127H229V126H228ZM230 127H231V126H230ZM236 127H237V126H236ZM245 127H246V126H245ZM254 127H256V126H254ZM262 127H264V126H262ZM262 127H261V128H262ZM18 128H19V127H18ZM41 128H43V127H41ZM110 128H111V127H110ZM155 128H156V127H155ZM176 128H178V127H176ZM176 128H175V129H176ZM201 128H202V127H201ZM203 128H205V126H204ZM206 128H207V127H206ZM209 128H210V127H209ZM231 128H232V127H231ZM256 128H257V127H256ZM259 128H260V127H259ZM261 128H260V129H261ZM1 129H2V128H1ZM44 129H45V128H44ZM49 129H50V128H49ZM82 129H83V128H82ZM85 129H86V128H85ZM90 129H91V128H89L87 131H89ZM105 129H106V128L104 127V130H105ZM146 129H147V128H146ZM167 129H168V128H167ZM172 129H173V128H172ZM186 129H187V128H186ZM186 129H184V130H186ZM245 129H246V128H245ZM253 129H254V128H253ZM16 130H17V129H16ZM78 130H79V129H78ZM116 130H117V129H116ZM159 130H160V129H159ZM165 130H166V128H165ZM165 130H164L163 132L160 130L161 133H159V135H160L161 137H163L164 139H166V137L168 138V139H166V140H163V138H161V139L163 140V142H164V143H163L164 145L162 144L163 146L161 145V147H166V150H167L169 147H171V152H170V150H167L166 152H168L169 155L172 156V157L169 156V158H173V159H174L173 156H174V152H175V150L180 149V148H178V146H177V145H178V137H177L175 134H173V133L171 134L170 132L165 131ZM178 130L180 131V129H178ZM182 130H183V129H182ZM184 130H183V131H184ZM193 130H194V129H193ZM242 130H243V129H242ZM3 131H4V130H3ZM3 131H2V132H3ZM27 131H28V130H27ZM83 131H85V130H83ZM105 131H106V130H105ZM118 131H119V130H118ZM137 131H138V130H137ZM146 131H147V130H146ZM169 131H171L170 128H169ZM172 131H174V129H173ZM195 131H196V130H195ZM210 131H211V130H210ZM223 131H224V130H222V132H223ZM225 131H226V130H225ZM225 131H224V132H225ZM234 131H236V130H234ZM244 131H245V130H244ZM252 131H253V130H252ZM0 132H1V131H0ZM2 132H1V133H2ZM5 132H6V131H5ZM24 132H25V130H24ZM28 132H30V131H28ZM75 132H76V131H75ZM96 132H99V131H96ZM103 132H104V131H101V134H102ZM112 132H113V130H112ZM134 132H135V131H134ZM147 132H151V131H147ZM147 132H146V133H147ZM153 132H154V131H153ZM153 132H152V133H153ZM158 132H159V131H158ZM167 132H168V133H167ZM196 132H197V131H196ZM227 132H228V131H227ZM231 132H232V131H231ZM231 132H230V130H229V133H231ZM253 132H254V131H253ZM258 132H259V131H258ZM258 132H257V133H258ZM6 133L8 134V132H6ZM21 133H22V131H21ZM81 133H82V132H81ZM144 133H145V132H144ZM152 133H151V134H152ZM206 133H207V132H206ZM206 133H205V134H206ZM210 133H211V132H210ZM220 133H221V131H220ZM240 133H241V132H240ZM247 133H250V132H247ZM2 134H3V133H2ZM4 134H5V133H4ZM4 134H3L2 136H4ZM22 134H23V133H22ZM25 134L27 135V132H25L23 135L25 136ZM87 134H88V133H87ZM92 134H93V133H92ZM97 134H99V133H97ZM101 134H100V135H101ZM122 134H123V133H122ZM147 134H148V133H147ZM178 134H179V133H178ZM180 134H181V133H180ZM202 134H203V133H202ZM234 134H235V133H234ZM250 134H251V133H250ZM0 135H1V134H0ZM5 135H6V134H5ZM23 135H22V136H23ZM61 135H62V134H61ZM66 135H67V134H66ZM115 135H116V134H115ZM124 135H126V134L124 133ZM133 135H134V134H133ZM258 135H259V134H258ZM263 135H264V133H263ZM24 136H23V137H24ZM27 136H28V135H27ZM106 136H107V135H106ZM155 136L157 137L158 135L156 134ZM160 136H158V137H160ZM182 136H183V135H182ZM208 136H209V134H208ZM220 136H222V135L220 134ZM223 136H224V135H223ZM235 136H236V135H235ZM235 136H232V137H233V138H236ZM240 136H241V135H240ZM248 136H249V135H248ZM17 137H18V136H17ZM19 137H20V135H19ZM68 137H70V136H68ZM108 137H109V136H108ZM110 137H111V136H110ZM210 137H211V136H210ZM229 137H230V135H229ZM2 138H3V137H2ZM24 138H25V137H24ZM116 138H117V137H116ZM121 138H123V136H121ZM180 138H181V137H180ZM203 138H204V137H203ZM224 138H225V137H224ZM238 138H239V137H238ZM244 138H245V137H244ZM263 138H264V137H263ZM11 139H13V138H11ZM11 139H10V140H11ZM18 139H19V138H17V140H18ZM154 139H155V138H154ZM211 139H212V138H211ZM221 139H222V138H221ZM236 139H237V138H236ZM19 140L21 141L22 139H19ZM132 140H133V139H132ZM138 140H139V139H138ZM147 140H148V139H147ZM156 140L158 141V139H156ZM179 140H181V139H179ZM213 140H214V139H213ZM255 140H256V139H255ZM1 141H2V140H1ZM14 141H15V139H14ZM14 141H13V143H14ZM67 141H68V140H67ZM102 141H103V140H102ZM122 141H123V139H122ZM134 141H135V140H134ZM148 141H149V140H148ZM160 141H161V140H160ZM214 141H216V140H214ZM260 141H261V139H260ZM2 142H3V141H2ZM6 142H9V140L6 141ZM11 142H12V141H10V143H11ZM18 142H19V141H18ZM29 142H30V141H29ZM29 142H28V143H29ZM33 142H35V141H33ZM86 142H88V141H86ZM89 142H90V141H89ZM149 142H151V141H149ZM217 142H218V141H217ZM258 142H259V141H258ZM262 142H263V141H262ZM262 142H260V143L262 144ZM15 143H16V141H15ZM24 143H25V142H24ZM24 143H22V144H24ZM126 143H128V142H126ZM136 143H137V141H136ZM144 143H145V142H144ZM210 143H211V141H210ZM242 143H243V142H242ZM248 143H249V142H248ZM255 143H257V141H255ZM19 144H20V142H19L17 145H19ZM85 144H86V143H85ZM131 144H132V143H131ZM156 144L158 145V143H156ZM160 144H161V143H160ZM206 144H207V142H206ZM217 144H218V143H217ZM251 144H252V143H251ZM28 145L30 146L31 144H28ZM112 145H113V144H112ZM123 145H124V144H123ZM126 145H127V144H126ZM140 145H141V144H140ZM147 145H148V144H147ZM150 145H151V143H150ZM150 145H149V147H150ZM245 145H246V144H245ZM0 146H1V145H0ZM11 146H12V145H11ZM33 146H34V145H33ZM101 146H102V145H101ZM105 146H106V145H105ZM107 146H108V145H107ZM114 146H115V145H114ZM130 146H131V145H130ZM130 146H129V148H130ZM144 146H145V145H144ZM181 146H183V145H181ZM208 146H209V145H208ZM216 146H218V145H216ZM219 146H220V145H219ZM238 146H239V145H238ZM243 146H244V145H243ZM252 146H253V145H252ZM260 146H261V145H260ZM31 147H32V146H30V148H31ZM92 147H93V146H92ZM99 147H100V145H99ZM102 147H103V146H102ZM109 147H110V146H109ZM112 147H113V146H112ZM123 147H124V146H123ZM133 147H134V146H133ZM167 147H168V148H167ZM185 147H186V146H185ZM210 147H211V146H210ZM232 147H233V146H232ZM0 148H1V147H0ZM9 148H10V146H9ZM19 148H20V147H19ZM79 148H80V147H78V149H79ZM119 148H120V147H119ZM142 148H144V147H142ZM158 148H159V147H158ZM197 148H198V147H197ZM215 148H217V147H215ZM220 148H222V147H220ZM251 148H253V147H251ZM72 149L74 150V148H72ZM91 149H92V148H91ZM144 149H145V148H144ZM148 149H149V148H148ZM148 149H147V150H148ZM159 149H160V148H159ZM198 149H200V148H198ZM206 149H207V148H206ZM213 149H214V147H213ZM262 149H263V148H262ZM14 150H15V149H14ZM21 150H22V149H21ZM21 150H19V151H21ZM75 150H76V149H75ZM88 150H90V149L88 148ZM88 150L85 151V152H87V154L89 153ZM92 150H93V149H92ZM100 150H101V149H100ZM119 150H120V149H119ZM134 150H135V149H134ZM156 150H157V149H156ZM241 150H242V149H241ZM243 150H244V149H243ZM243 150H242V152H243ZM3 151H5V150H3ZM3 151H2V153H3ZM16 151H17V150H16ZM19 151H18V152H19ZM31 151H32V150L30 149V152H31ZM90 151H91V150H90ZM93 151H95V150H93ZM130 151H131V150H130ZM130 151H128L129 154L131 153ZM141 151H142V150H141ZM157 151H159V150H157ZM162 151L164 152V149H162ZM172 151H173V152H172ZM191 151H192V150H191ZM196 151H197V150H195V151L193 150V152H196ZM235 151H236V150L234 149V152H235ZM8 152H9V151H7V153H8ZM23 152H24V151H23ZM71 152H72V151H71ZM74 152H75V151H74ZM74 152H73V153H74ZM95 152H96V154H98L97 151H95ZM128 152H127V153H128ZM163 152H162V154H163ZM221 152H223V151H221ZM234 152H233V153H234ZM4 153H5V152H4ZM10 153H12V152H10ZM16 153H17V152H16ZM66 153H67V151H66ZM99 153H100V151H99ZM134 153H135V155H136V152H134ZM141 153H142V152H141ZM64 154H65V153H64ZM68 154H69V153H68ZM75 154H76V153H75ZM80 154H81V153H80ZM80 154H79V157H80ZM83 154H84V152H82L81 156H82ZM103 154H104V153H103ZM117 154H118V153H117ZM180 154H181V156H182L181 158H182V162H183V163H181V166L183 165V169H182V175L180 176V177H181L180 179H181V181L184 183V185L187 186V188L185 187V188H186V189H185L186 191H184L186 195H185V194H183L184 196L182 195V196H183V198H182L183 201L180 200V198H181L180 195L182 194V192L179 193L180 195H179V198H178V199L176 198L178 195H177L175 198H176L179 202H180V201H181V203L183 202L182 204H184L185 208L188 209L193 203H195L193 195L197 194L198 197H199V198H198L199 201H198V203H196V205H197V207H199V209H200V208H202V207L204 206L203 204H206V203L208 204L209 201H210V199L208 198L207 193L203 191V189L201 188V186H200L198 183H196L195 180L192 179V177H190V174H189L190 172H188V170H191V171H192V165H191V162H190L189 159H188V158H190V157L187 156V155H188L187 150H186V149H183V147H182V148L180 149ZM190 154H191V153H190ZM235 154H236V153H235ZM4 155H5V154H4ZM4 155H2V156H4ZM19 155L22 156L21 153H20ZM65 155H66V154H65ZM76 155H77V154H76ZM76 155H75V156H76ZM84 155H85V154H84ZM175 155H176V153H175ZM192 155H193V154H192ZM237 155H238V154H237ZM240 155H241V154H240ZM63 156H64V155H63ZM69 156H70V155H69ZM77 156H78V155H77ZM128 156H129V155H128ZM159 156H160V158H162L161 155H159ZM177 156H178V155H177ZM177 156H176V157H177ZM193 156H194V155H193ZM251 156H253V155H251ZM251 156H250V157H251ZM0 157H1V155H0ZM15 157H16V156H15ZM17 157H18V156H17ZM60 157H62V156H60ZM65 157H66V156H65ZM131 157H132V156H131ZM229 157H231V156H229ZM255 157H256V156H255ZM22 158H23V157H22ZM43 158H44V157H43ZM71 158H72V156H71ZM99 158H100V157H99ZM102 158H103V157H102ZM104 158H105V157H104ZM153 158H154V157H153ZM156 158H157V157H156ZM163 158H164V157H163ZM241 158H242V157H241ZM248 158H249V157H248ZM258 158H259V157H258ZM12 159H13V158H12ZM28 159H29V157H28ZM66 159H68V157H67ZM124 159H125V158H124ZM126 159H129V158L127 157ZM130 159H131V158H130ZM136 159H137V158H136ZM139 159H140V160H143V159L146 160V159H147V158H146V154H140V155H139ZM154 159H155V158H154ZM164 159H166V158H164ZM259 159H260V158H259ZM4 160H5V158H4ZM33 160H34V159H33ZM33 160H31V161H33ZM56 160H59V159H56ZM62 160H63V158H62ZM64 160H65V159H64ZM69 160H70V159H68V161H69ZM75 160H76V157H75L74 161H75ZM99 160H100V159H99ZM175 160H176V159H175ZM12 161H14V160H12ZM24 161H25V159H24ZM24 161H23V162H24ZM65 161H66V160H65ZM71 161L73 162V160H70L69 162L71 163ZM86 161H88V160H86ZM122 161H123V160H122ZM131 161H132V160H130V162H131ZM135 161H136V160H135ZM151 161H152V159L150 158V162H151ZM180 161H181V160H180ZM237 161H238V160H237ZM260 161H261V159H260ZM14 162H16V161H14ZM42 162H43V161H42ZM59 162H60V161H59ZM82 162H83V161H82ZM119 162H120V161H119ZM138 162H139V161H138ZM142 162H143V161H142ZM215 162H217V161H215ZM24 163H25V162H24ZM24 163H23V164H24ZM26 163H27V161H26ZM28 163H29V162H28ZM62 163H63V162H62ZM65 163L67 164L68 162H65ZM75 163H76V161H75ZM75 163H74V164H75ZM85 163H86V162H85ZM88 163H89V162H88ZM123 163H124V162H123ZM131 163H132V162H131ZM224 163H225V162H224ZM241 163H242V162H241ZM9 164H11V163H9ZM21 164H22V163H21ZM90 164H91V163H90ZM98 164H100V162H99ZM102 164H103V163H102ZM126 164H127V162H126ZM135 164H136V163H135ZM158 164H159V163H158ZM215 164L217 165V163H215ZM239 164H240V162H239ZM60 165H61V164H60ZM83 165H84V164H83ZM161 165H162V164H161ZM209 165H210V164H209ZM227 165H228V163H227ZM251 165H252V164H251ZM251 165H250V166H251ZM51 166H52V165H51ZM51 166H49V167H51ZM57 166H58V165H56V167H57ZM64 166H66V165L64 164ZM93 166H94V165H93ZM105 166H106V165H105ZM135 166H136V165H135ZM137 166H138V165H137ZM159 166H160V165H159ZM165 166H166V165H165ZM178 166H180V165H178ZM243 166H244V165H243ZM6 167H7V166H6ZM31 167H33V166H31ZM52 167H53V166H52ZM62 167H63V165L61 166V168H62ZM80 167H81V166H80ZM166 167H167V166H166ZM217 167H218V166H217ZM7 168H9V167H7ZM18 168H19V167H18ZM46 168H47V167H46ZM144 168H145V167H144ZM155 168H156V167H155ZM175 168H176V167H175ZM239 168H241V167H239ZM246 168H247V166H246ZM263 168H264V167H263ZM3 169H4V168H3ZM42 169H44V167H43ZM53 169H55V167H54ZM63 169H64V168H63ZM63 169H62V170H63ZM79 169H80V168H79ZM93 169H94V168H93ZM149 169H151V168L149 167ZM4 170H5V169H4ZM4 170H3V171H4ZM38 170H39V169H38ZM65 170H66V169H65ZM91 170H92V169H91ZM107 170H108V169H107ZM121 170H122V169H121ZM152 170H153V169H152ZM158 170H159V171H161V170L164 171V169H161V170H160V167L158 168ZM177 170H181V169H179V167H178V169H176L175 172H176ZM241 170H242V169H241ZM244 170H245V169H244ZM244 170H243V171H244ZM5 171H6V170H5ZM8 171H9V169H8ZM44 171H45V169H44ZM48 171H49V170H48ZM63 171H64V170H63ZM92 171H93V170H92ZM143 171H144V170H143ZM143 171H142V172H143ZM193 171H194V170H193ZM11 172H12V171H11ZM33 172H34V171H33ZM39 172H40V171H39ZM66 172H67V171H66ZM102 172H103V171H102ZM114 172H115V171H114ZM145 172H146V171H145ZM152 172H153V171H151V174H153ZM199 172H200V171H199ZM201 172H203V171H201ZM252 172H253V171H252ZM7 173H8V172H7ZM12 173H13V172H12ZM14 173H16V171H15ZM17 173H18V172H17ZM17 173H16V174H17ZM21 173H22V172H21ZM36 173H37V172H36ZM36 173L34 172V174H36ZM120 173H121V172H120ZM120 173H119V174H120ZM126 173H127V172H126ZM126 173H125V174H126ZM128 173H129V172H128ZM130 173H131V172H130ZM137 173H138V172H137ZM146 173H148V172H146ZM191 173H192V172H191ZM59 174H61V173H59ZM63 174H64V173H63ZM88 174H89V173H88ZM119 174H118V175H119ZM156 174H157V173H155V175H156ZM176 174L179 175L180 173H179V174L176 173ZM5 175H6V174H5ZM10 175H11V173H10ZM53 175H54V174H53ZM55 175H57V174H55ZM99 175H100V174H99ZM159 175H160V174H159ZM20 176H22V175H20ZM23 176H25V175L23 174ZM58 176H59V175H58ZM93 176H94V175H93ZM127 176H129V175H127ZM165 176L167 177L168 175H165ZM194 176H195V175H193V178H194ZM12 177H13V176H12ZM12 177H11V178H12ZM86 177H87V175H86ZM91 177H92V176H91ZM149 177H150V176H149ZM156 177H157V175H156ZM166 177H165V178H166ZM177 177H179V176H177ZM212 177H213V176H212ZM6 178H7V177H6ZM13 178H14V177H13ZM13 178H12V179H13ZM28 178H29V177H28ZM38 178H39V177H38ZM67 178H68V177H67ZM67 178H66V179H67ZM83 178H84V177H83ZM116 178H117V177H116ZM143 178H144V177H143ZM151 178H153V177H151ZM161 178L163 179L164 177H161ZM161 178H160V179H161ZM173 178H174V177H173ZM195 178H196V176H195ZM210 178H211V177H210ZM4 179H5V178H4ZM12 179H11V180H12ZM14 179H15V178H14ZM21 179H22V177H21ZM63 179H64V178H63ZM75 179H76V178H75ZM90 179H91V178H90ZM118 179H119V178H118ZM123 179H124V178H123ZM153 179H154V178H153ZM197 179H198V178H197ZM30 180H32V179H30ZM64 180H65V179H64ZM67 180H68V179H67ZM82 180H83V179H82ZM85 180H86V179H85ZM137 180H138V177H137ZM140 180H141V178H140ZM140 180H139V181H140ZM151 180H152V179H151ZM155 180H156V179H155ZM157 180H158V178H157ZM164 180H165V179H163L162 181H164ZM170 180H171V179H170ZM177 180H179V179L177 178ZM193 180H194V181H193ZM211 180L214 181V179H211ZM5 181H7V179H6ZM14 181H16V180H14ZM21 181H22V180H21ZM21 181H20V182H21ZM23 181H25V180H23ZM72 181H73V180H72ZM87 181H89V180H87ZM94 181H95V180H94ZM120 181H121V180H120ZM171 181H172V180H171ZM171 181H170L169 183H171ZM175 181H176V180L173 181V182H174V186H175V185H176V186H178V185L180 186V185L183 184V183L178 184L180 181H179V182L176 181L177 184H178V185H177V184H175V183H176ZM197 181H198V180H197ZM246 181L248 182V180H246ZM16 182H17V181H16ZM77 182H79V181H77ZM112 182H113V181H112ZM112 182H111V183H112ZM115 182H116V181H115ZM115 182H113V183H115ZM122 182H123V181H122ZM126 182H127V181H126ZM134 182H136V181H134ZM244 182H245V181H244ZM250 182H251V181H250ZM18 183H19V181H18ZM18 183H17V184H18ZM24 183H25V182H24ZM62 183H63V182H62ZM66 183H67V182H65V184H66ZM69 183H70V181H69ZM90 183H91V182H90ZM95 183H96V182H95ZM95 183H93V184L91 185V186H92L91 188H93V186H94ZM97 183L99 184L100 182H97ZM113 183H112V184H113ZM124 183H125V181H124ZM235 183H236V182H235ZM235 183H234V184H235ZM17 184H15V185H17ZM60 184H61V183H60ZM63 184H64V183H63ZM65 184H64V186H65ZM83 184H86V182L83 183ZM132 184H133V183H132ZM136 184H138V183H136ZM136 184H135V185H136ZM143 184H145V183H143ZM240 184H241V183H240ZM240 184H239V186H240ZM251 184H253V182H252ZM7 185H8V184H7ZM18 185H19V184H18ZM33 185H34V184H33ZM55 185H57V184H55ZM66 185H67V184H66ZM87 185H88V184H87ZM104 185H106V184H104ZM104 185H103V186H104ZM107 185H108V184H107ZM109 185H110V184H109ZM127 185H128V183H127ZM156 185H160V184L157 183ZM253 185H254V184H253ZM256 185H257V184H256ZM42 186H43V185H42ZM76 186H77V185H76ZM89 186H90V185H89ZM100 186H101V184H100ZM147 186H148V185H147ZM153 186H155V185H153ZM171 186H172V185H171ZM176 186H175V190L178 189ZM179 186H178V187H179ZM6 187H7V186H6ZM14 187H15V186H14ZM82 187H85V186H82ZM87 187H88V186H87ZM87 187H85L83 190H84V191L88 190ZM114 187H120V185H117V184H116ZM124 187H125V186H124ZM128 187H129V186H128ZM133 187H135V186H132V188H133ZM144 187H145V186H144ZM165 187H166V186H164V188H165ZM167 187H168V186H167ZM181 187H182V186H181ZM212 187H213V186H212ZM219 187H220V185H219ZM232 187H233V186H232ZM257 187H258V186H257ZM15 188H16V187H15ZM20 188H21V187H20ZM62 188H63V186H62ZM107 188H108V187H107ZM109 188H110V187H109ZM139 188H140V186H139ZM149 188H150V186H149ZM161 188H162V186H161ZM164 188H163V189H164ZM176 188H177V189H176ZM214 188H215V187H214ZM233 188H234V187H233ZM245 188H246V185H245ZM22 189H23V188H22ZM49 189H50V188H49ZM75 189H76V188H75ZM77 189H78V188H77ZM77 189H76V191H77ZM94 189H95V188H94ZM98 189H99V187H98ZM102 189H103V188H102ZM122 189H123V188H122ZM137 189H138V187L136 188V191H137ZM144 189H145V188H144ZM167 189H170V187L167 188ZM179 189H180V188H179ZM183 189H184V187H182L181 190H183ZM217 189H218V188H217ZM235 189H236V188H235ZM250 189H251V188H250ZM6 190H7V188H6ZM6 190H4V191H6ZM15 190H16V189H15ZM41 190H42V189H41ZM50 190H51V189H50ZM54 190H55V189H54ZM103 190H105V189H103ZM142 190H143V189H142ZM158 190H159V191H160V190L162 191V189H159V188H158ZM158 190H156V192H157ZM173 190H174V189H173ZM175 190H174V191H175ZM181 190H180V191H181ZM220 190H221V189H220ZM254 190H255V189H254ZM9 191H10V190H9ZM45 191H46V189H45ZM96 191H97V190H96ZM105 191H106V190H105ZM140 191H141V190H140ZM149 191H150V190H149ZM153 191H155V190H153ZM174 191H172V193H173ZM178 191H179V190H178ZM240 191H241V190H240ZM240 191H239V192H240ZM7 192H8V191H6V193H7ZM10 192H11V191H10ZM10 192H9V193H10ZM12 192L14 193L15 191L13 190ZM12 192H11V193H12ZM77 192H79V191H77ZM94 192H95V191H94ZM97 192H98V191H97ZM111 192H116V191L114 190V191H111ZM119 192H120V191H119ZM141 192H142V191H141ZM164 192H166V191H164ZM184 192H183V193H184ZM219 192H221V191H219ZM2 193H3V192H2ZM9 193H7V195H8ZM17 193H18V192H17ZM59 193H61V192H59ZM74 193H75V192H74ZM126 193H127V192H126ZM132 193H133V192H132ZM135 193H136V192H135ZM153 193L155 194V192H153ZM170 193H171V192H170ZM172 193H171V194H172ZM174 193H175V192H174ZM176 193H177V192H176ZM248 193H251V192H248ZM258 193H261V192H258ZM96 194H97V193H96ZM115 194H116V193H115ZM128 194H129V193H128ZM164 194H165V193H164ZM171 194H170V195H171ZM245 194H246V193H245ZM11 195H13V194H11ZM11 195H10V197L12 198ZM20 195H21V194H20ZM147 195H148V194H147ZM0 196H1V195H0ZM14 196H15V195H14ZM45 196H46V195H45ZM47 196H48V195H47ZM74 196H76V195H74ZM153 196H154V195H153ZM166 196H167V195H166ZM171 196H172V195H171ZM219 196H220V194H219ZM252 196H253V195H252ZM252 196H251V197H252ZM1 197H2V196H1ZM17 197L22 198L23 201L26 202V203H24V202H23V203H24V204H28V206H29V208H30V207H34V206H35V204H34L33 201H34V200L37 201V199L41 198V197H42V194L40 193V191H39V189H38V186H37V184H36L35 186H27V188H26L25 193L23 194V196H22V197L19 196V193H18V196H17ZM60 197H61V196H60ZM130 197H131V196H130ZM140 197H141V196H140ZM144 197H145V196H144ZM150 197H152V196H150ZM262 197H263V196H262ZM3 198H4V197H3ZM3 198H2V199H3ZM65 198H66V197H65ZM78 198H79V197H78ZM82 198H83V197H82ZM94 198H95L94 195H92V194L90 195V194H89L88 196L85 197V199H84V200L82 201V203H81L82 217H80V218H81V224H82L83 229H82L78 234H76V236H75L76 239L79 241L78 244L81 243V244L83 245V242H85V241L88 240L89 238H93V237L95 236V233H96V232L94 231L93 226H95L94 224L97 223L99 220H98V214L96 213V207H97L96 201H97V200H95ZM136 198H137V197H136ZM18 199H19V198H18ZM128 199L130 200V198H128ZM139 199H140V198H139ZM139 199H138V200H139ZM141 199H142V198H141ZM165 199H166V198H165ZM170 199H171V197H170ZM170 199H169V200H170ZM176 199H174V200H176ZM196 199H197V198H196ZM13 200H15V199H13ZM13 200H12V201H13ZM16 200H17V198H16ZM16 200H15V201H16ZM57 200H58V198H57ZM80 200H81V199H80ZM80 200H79V201H80ZM126 200H127V199H126ZM146 200H147V199H146ZM177 200H176V201H177ZM234 200H235V199H234ZM10 201H11V200H10ZM15 201H14V202H15ZM19 201L21 202V199H20ZM98 201H99V199H98ZM100 201H101V200H100ZM121 201H123V200H121ZM154 201L156 202L155 199H154ZM172 201H173V200H172ZM178 201H177V202H178ZM196 201H197V200H196ZM226 201H228V200H226ZM226 201H225V202H226ZM248 201L250 202V200H248ZM1 202H3V201H1ZM37 202H38V201H37ZM65 202H66V201H65ZM67 202H68V201H67ZM150 202H151V201H150ZM150 202L148 203L149 205H150ZM155 202L152 201L151 203H155ZM165 202H166V201H165ZM6 203H7V202H6ZM23 203H22V204H23ZM41 203H43V202H41ZM48 203H49V202H48ZM77 203H79V202H77ZM117 203H118V202H117ZM145 203H146V202H145ZM159 203H160V202H159ZM171 203H172V202H171ZM174 203H175V202H174ZM24 204H23V205H24ZM37 204H38V203H37ZM45 204H46V203H45ZM54 204H55V203H54ZM115 204H116V203H115ZM176 204H178V203H176ZM209 204H210V203H209ZM230 204H231V203H230ZM230 204H229V205H230ZM10 205H11V204H10ZM39 205H40V204H39ZM42 205H44V204H42ZM129 205H130V204H129ZM143 205H144V204H143ZM149 205H147V206L149 207ZM227 205H228V203H227ZM233 205H234V204H233ZM6 206H7V205H6ZM18 206H20V204H18ZM26 206H27V205H26ZM26 206H25V207H26ZM157 206H158V204H157ZM180 206H181V205H180ZM180 206H179V207H180ZM218 206H219V205H218ZM235 206H236V205H235ZM237 206H238V205H237ZM25 207H24V208H25ZM142 207H143V206H142ZM148 207H147V208H148ZM167 207H168V206H167ZM173 207H174V206H173ZM191 207H192V206H191ZM210 207H211V206H210ZM232 207H234V206H232ZM239 207H240V205H239ZM10 208H11V207H10ZM10 208H9V209H10ZM35 208H36V207H35ZM37 208L40 209L41 206L38 207V205H37ZM54 208H57V207H54ZM174 208H175V207H174ZM208 208H209V206H208ZM240 208H241V207H240ZM240 208H239V209H240ZM262 208H263V206H262ZM33 209H34V208H33ZM69 209H70V207H69ZM98 209H99V208H98ZM143 209H144V207H143ZM165 209H167V208L165 207ZM165 209H163V210H165ZM172 209H173V208H172ZM172 209H171V210H172ZM237 209H238V208H237ZM2 210H3V209H2ZM27 210H28V207H27ZM73 210H74V208H73ZM79 210H80V209H79ZM118 210H119V209H118ZM133 210H135V209H133ZM156 210H157V209H156ZM175 210H176V209H174V211H175ZM211 210H212V209H211ZM12 211H13V210H12ZM28 211H29V210H28ZM40 211H41V209H40ZM70 211H71V210H70ZM116 211H117V210H116ZM144 211H145V210H144ZM146 211H147V210H146ZM169 211H170V210H169ZM216 211H217V208H216ZM243 211H244V209H243ZM258 211H259V210H258ZM30 212H31V211H30ZM33 212H34V211H33ZM36 212H37V211H36ZM49 212H53V211L49 210L48 213H49ZM127 212H128V211H127ZM147 212H148V211H147ZM147 212H146V213L144 212V213L147 215V214H148ZM152 212H153V214L155 215V214H157L156 212H158V210H157L156 212H154V210H153V208H152ZM152 212H151V213H152ZM167 212H168V211H167ZM167 212H166V213H167ZM231 212H232V211H231ZM250 212H251V211H250ZM27 213H28V212H27ZM37 213H38V212H37ZM76 213H77V212H76ZM119 213H120V212H119ZM215 213H216V212H215ZM254 213H255V211H254ZM258 213L261 215L260 212H258ZM51 214H52V213H51ZM51 214H48V215L51 216ZM112 214H113V213H112ZM145 214H144V215H145ZM178 214H179V213H178ZM183 214H185V213H183ZM183 214H182V215H183ZM200 214H201V213H200ZM216 214H217V213H216ZM243 214L245 215V211H244ZM256 214H257V213H256ZM27 215H28V214H27ZM38 215H39V214H38ZM38 215H37V216H38ZM46 215H47V213H46ZM61 215H62V213H61ZM124 215H125V214H124ZM150 215H151V214H150ZM154 215H153V217H154ZM161 215H163V214L161 213ZM169 215H170V214H169ZM169 215H168V216H169ZM187 215H188V213H187ZM208 215H209V214H208ZM213 215H214V214H213ZM33 216H35V215L33 214ZM41 216H42V215H41ZM44 216H45V214H44ZM75 216H76V215H75ZM75 216H74V217H75ZM128 216H129V215H128ZM155 216H158V214L155 215ZM163 216H164V215H163ZM178 216H179V215H178ZM258 216H259V215H258ZM24 217H25V216H24ZM31 217H32V216H31ZM31 217H30V219H31ZM99 217H100V216H99ZM114 217H115V216H114ZM130 217H131V216H130ZM140 217H141V216H140ZM160 217H161V216H160ZM172 217H173V216H172ZM189 217H190V216H189ZM234 217H235V216H234ZM237 217H238V216H237ZM42 218H43V217H42ZM59 218H61V216H60ZM109 218H110V217H109ZM125 218H126V217H125ZM151 218H152V217H151ZM151 218H150V219H151ZM176 218H178V217L176 216ZM191 218H194V217H191ZM191 218H190L191 225L194 227V229H195L196 231H204V230L206 229V227H207V222H206V221H208V220H206L207 217H206L205 219H204L202 216H197V217H195L194 219H191ZM219 218H220V217H219ZM235 218H236V217H235ZM262 218H263V217H262ZM24 219H25V218H24ZM28 219H29V218H28ZM30 219H29V222H30ZM36 219H37V218H36ZM36 219H35V220H36ZM44 219H45V218H44ZM44 219H43L42 221H44ZM115 219H117V218H115ZM121 219H123V217H121ZM152 219H153V218H152ZM180 219H181V218H180ZM14 220L16 221V219H14ZM33 220H34V218H33ZM37 220H38V219H37ZM37 220H36V221H37ZM53 220H55V219H53ZM53 220H52V221H53ZM56 220H57V219H56ZM56 220H55V221H56ZM78 220H80V219H77V223L79 222ZM108 220H109V219H108ZM236 220H237V219H236ZM15 221H14V223H15ZM65 221H66V219H65ZM102 221L104 222V220H102ZM111 221H113V222H112L110 225H112L113 227L116 226V224H115V223H116V222H115L116 220H115V221H114V220H111ZM121 221H123V220H121ZM121 221L119 220L120 223H121ZM135 221H136V220H135ZM150 221H151V220H150ZM156 221H157V220H156ZM165 221H166V220H165ZM167 221H168V220H167ZM167 221H166V222H167ZM181 221H182V220L179 221V219H178V222H179V223H180ZM184 221H187V220H184ZM2 222H3V221H2ZM2 222H1V223H2ZM4 222H5V221H4ZM68 222H69V221H68ZM75 222H76V221H75ZM106 222H107V221H105V224H107ZM114 222H115V223H114ZM127 222H128V220L126 221V223H127ZM129 222H130V221H129ZM137 222H138V220H137ZM234 222H235V220H234ZM234 222H233V223H234ZM20 223H21V222H20ZM31 223H32V225H33V222H31ZM134 223H135V222H134ZM147 223H149V222H147ZM156 223H157V222H156ZM158 223H159V222H158ZM175 223H176V222H175ZM183 223H184V222H183ZM221 223H222V222H221ZM250 223H251V222H250ZM4 224H5V223H4ZM21 224H22V223H21ZM26 224H27V223H26ZM26 224H22V226H23V225L25 226ZM74 224H75V223H74ZM97 224H98V223H97ZM101 224H102V223H101ZM123 224H124V223H123ZM177 224H178V223H177ZM240 224H241V223H240ZM240 224H239V225H240ZM29 225H30V224H29ZM49 225H50V224H49ZM49 225H48V226H49ZM52 225H54V224L52 223L50 226H52ZM56 225H58V224H56ZM138 225H140V221H139V224H138ZM167 225H168V224H167ZM191 225H190V226H191ZM237 225H238V224H237ZM14 226H15V225H14ZM18 226H19V225H18ZM18 226H17V227H18ZM61 226H62V225H61ZM70 226H71V225H70ZM76 226H78V225H76ZM102 226H103V225H102ZM140 226H141V225H140ZM140 226H139V227H140ZM142 226H143V225H142ZM145 226H146V225H145ZM150 226H151V225H150ZM159 226H161V225H159ZM11 227H12V226H11ZM11 227H10V229H11ZM19 227H21V226H19ZM29 227H30V226H29ZM52 227H53V226H52ZM126 227H127V226H126ZM139 227L136 229L137 231H144V230H145V229H140V230H139ZM161 227H162V226H161ZM163 227H164V226H163ZM177 227H178V226H177ZM177 227H176V228H177ZM183 227L186 228V226H183ZM34 228H36V227H34ZM43 228H44V226H43ZM64 228H65V227H64ZM64 228H63V229H64ZM79 228H80V227H79ZM96 228H98L97 225H96ZM114 228H115V227H114ZM118 228H119V227H118ZM153 228H154V227H153ZM159 228H160V227H159ZM172 228H173V227H172ZM2 229H3V228H2ZM24 229H25V228H24ZM24 229H23V230H24ZM26 229H28V228H26ZM45 229H46V228H45ZM65 229H66V228H65ZM72 229H73V228H72ZM119 229H120V228H119ZM128 229H129V228H128ZM130 229H132V228H130ZM236 229H237V228H236ZM0 230H1V227H0ZM11 230H12V229H11ZM16 230H19V229H16ZM57 230H58V229H57ZM125 230H126V229H125ZM125 230H124V231H125ZM132 230H133V229H132ZM136 230H135V231H136ZM153 230H154V229H153ZM164 230H165V229H164ZM173 230H174V229H173ZM176 230H177V229H176ZM195 230H193V231H195ZM7 231H8V230H7ZM9 231H10V230H9ZM13 231H14V230H13ZM19 231H22V229L19 230ZM63 231H64V230H63ZM76 231H77V230H76ZM137 231H136V232H137ZM150 231H151V229H147V230H145V234L147 235V238L149 237V236H148V233H149ZM156 231H157V230H156ZM159 231H160V230H159ZM159 231H158V232H159ZM196 231H195V232H196ZM232 231H233V229H232ZM238 231H239V230H238ZM22 232H23V231H22ZM30 232H31V230H30ZM32 232H33V231H32ZM65 232H66V231H65ZM69 232H70V231H69ZM73 232H74V231H73ZM73 232H72V233H73ZM115 232H116V231H115ZM118 232L120 233V231H118ZM118 232H117V233H118ZM160 232H161V231H160ZM167 232H168V231H167ZM172 232H173V231H172ZM172 232H171V233H172ZM259 232H260V231H258V233H259ZM5 233L7 234V232H5ZM8 233H9V232H8ZM11 233H12V232L10 231V234H11ZM15 233H16V232H15ZM46 233H47V231H46ZM46 233H45V234H46ZM61 233H62V232H61ZM176 233H179V232H176ZM210 233H211V232H210ZM260 233H261V232H260ZM260 233H259V235H260ZM12 234H13V233H12ZM18 234H19V233H18ZM50 234H51V233H50ZM109 234H110V233H109ZM111 234H114V233H111ZM120 234H121V233H120ZM120 234H119V235H120ZM179 234H180V233H179ZM179 234H178V235H179ZM26 235H27V234H26ZM28 235H29V234H28ZM43 235H44V233H43ZM54 235H56V234H54ZM73 235H75V232H74V234H72L71 236H73ZM184 235H186V234H184ZM263 235H264V234H263ZM4 236H5V235H4ZM51 236H52V234H51ZM60 236H61V235H60ZM64 236H65V234H64ZM154 236H155V235H154ZM167 236H168V234H167ZM181 236H183V235L181 234ZM181 236H179V237L181 238ZM208 236H209V235H208ZM225 236H226V235H225ZM236 236H237V235H236ZM260 236H261V235H260ZM6 237L9 238L8 242H7V238H6V240H5V242H6L5 244H7V245H5L4 243H2V244H3V245L1 244L2 247H3V246H5V247H4V248L0 247V248H1V250L4 249V250H6V252L9 251V252H11V253H10L9 256L6 258V261H5V262H6V264H17V263H18V257L21 255V242L17 239L18 236L16 237V236H11V235H10V236H6ZM54 237H55V236H54ZM54 237H52V238H54ZM57 237H59V236H57ZM57 237H56V238H57ZM65 237H66V236H65ZM108 237H109V236H108ZM118 237H119V236H118ZM173 237H174V236H173ZM184 237H185V236H184ZM220 237H221V236H220ZM226 237H227V236H226ZM4 238H5V237H4ZM59 238H60V237H59ZM66 238H67V237H66ZM66 238H65V239H66ZM111 238H112V237H111ZM152 238H153V236H152ZM152 238H149V240L151 241V243H152ZM162 238H163V237H162ZM207 238H208V237H207ZM224 238H225V237H224ZM239 238H240V237H239ZM246 238H247V237H246ZM263 238H264V237H262L261 239L264 241ZM2 239H3V238H1V240H2ZM26 239H27V238H26ZM68 239H69V238H68ZM107 239H108V238H107ZM117 239H118V238H117ZM163 239H164V238H163ZM165 239H166V238H165ZM171 239H172V238H171ZM175 239H176V238H175ZM175 239L173 240L174 242H172V243H175V242H176ZM187 239H188V238H187ZM217 239H218V238H217ZM50 240H51V239H50ZM57 240H58V239H57ZM133 240H134V239H133ZM141 240H142V239H141ZM146 240H147V239H146ZM146 240H145V241H146ZM158 240H159V239H158ZM166 240H167V239H166ZM177 240H178V239H177ZM179 240H180V239H179ZM179 240H178V241H179ZM26 241H27V240H26ZM47 241H48V238H47ZM63 241H64V240H63ZM82 241H83V242H82ZM142 241H143V240H142ZM162 241H163V240H162ZM190 241H191V239H190ZM221 241L223 242L224 240H221ZM231 241H232V240H231ZM263 241H262V244H264ZM0 242H1V241H0ZM50 242H52V240H51ZM64 242H65V241H64ZM113 242H114V241H113ZM258 242H259V241H258ZM46 243H48V242H46ZM46 243H45V245H44L45 247H46ZM62 243H63V242H62ZM86 243H87V242H86ZM86 243H85V244H86ZM88 243H90V242H88ZM103 243H104V241H103ZM114 243H115V242H114ZM127 243H128V242H127ZM127 243H126V244H127ZM151 243H150V244H151ZM166 243H168V242H166ZM166 243H165V244H166ZM169 243H170V242H169ZM191 243H192V242H191ZM225 243H226V242H225ZM244 243H245V242H244ZM57 244H58V243H57ZM59 244H60V243H59ZM66 244H67V243H66ZM72 244H73V243H71L70 247L73 246ZM132 244H133V243H132ZM141 244H142V243H141ZM185 244H187V242H186ZM188 244H189V243H188ZM188 244H187V245H188ZM207 244H208V243H207ZM214 244H215V243H214ZM229 244H230V243H229ZM237 244H238V243H237ZM237 244H236V245H237ZM54 245H56V244H54ZM54 245H53V246H54ZM82 245H80V246H82ZM111 245H112V243H111ZM117 245L119 246L120 244H117ZM191 245H192V244H191ZM191 245H190V244L188 245V246H189V247H188V252H187V255H185V258H184V260H183L185 263H190L191 261H193V260L195 259L194 251H193V253L190 252L191 250L194 249V248H193L194 246H191ZM227 245H228V244H227ZM16 246H18V247H16ZM41 246H43V245H41ZM41 246H40V247H41ZM44 246H43V247H44ZM85 246L88 247V244L85 245ZM91 246H92V243L90 244L89 247H91ZM100 246H102V245L100 244L99 247H100ZM120 246H121V245H120ZM120 246H119V247H120ZM156 246H157V245H155V247H156ZM183 246H184V245H183ZM214 246H215V245H214ZM233 246H234V245H233ZM43 247H42V249H43ZM54 247H55V246H54ZM57 247H58V245H57ZM57 247H55V249H56ZM63 247H64V245H63ZM68 247H69V246H68ZM70 247H69V248H70ZM105 247H107V245H105ZM114 247H115V246H114ZM129 247H130V246H129ZM153 247H154V246H153ZM217 247H218V246H217ZM237 247H238V246H237ZM257 247H258V245H257ZM259 247H260V246H259ZM50 248H51V247H50ZM93 248H94V247H93ZM115 248H116V247H115ZM163 248H164L163 246H159V247L157 248V249H158V251H156V252H157V254H156L157 256H161L162 251H163ZM175 248H176V247H175ZM178 248H180V247H178ZM186 248H187V246H186ZM208 248H210V246H209ZM219 248H220V247H219ZM233 248H236V247H233ZM23 249H24V248H23ZM44 249H45V248H44ZM67 249H68V248H67ZM72 249H73V248H72ZM116 249H118V248H116ZM196 249H197V246H196ZM221 249H222V248H221ZM257 249H258V248H257ZM262 249H264V247H263ZM46 250H47V248H46ZM48 250H51V249L48 248ZM52 250H53V248H52ZM61 250L63 251V249H61ZM73 250H74V249H73ZM80 250H82V249H80ZM98 250H99V249H98ZM130 250H131V249H130ZM141 250H142V248H141ZM176 250H178V249H176ZM212 250H213V249H212ZM212 250H211V251H212ZM245 250H246V249H245ZM247 250H248V249H247ZM29 251H30V250H29ZM29 251H28V252H29ZM44 251H45V250H44ZM74 251H75V250H74ZM100 251H101V249H100ZM100 251H99V252H100ZM138 251H139V250H138ZM145 251H146V252H143V253H142V256L145 255V254L147 255V251H148V250H145ZM149 251H150V250H149ZM149 251H148V252H149ZM207 251H208V250H207ZM256 251H257V250H256ZM26 252H27V251H26ZM53 252H55V250H54ZM56 252H57V250H56ZM56 252H55V253H56ZM63 252L65 253L66 251L64 250ZM75 252H77V251H75ZM99 252H98V254H99ZM171 252H172V251H171ZM176 252H177V251H176ZM204 252H205V251H204ZM225 252H226V251H225ZM64 253H63V254H64ZM78 253H79V252H78ZM127 253H128V252H127ZM152 253H153V252H152ZM216 253H217V252H216ZM226 253H227V252H226ZM258 253H259V252H258ZM261 253H262V252H261ZM58 254H59V253H58ZM60 254H61V253H60ZM65 254H66V253H65ZM82 254H83V253H82ZM105 254H107V253H105ZM154 254H155V253H154ZM168 254H169V253H168ZM171 254H172V253H171ZM230 254H231V253H230ZM244 254H245V253H244ZM252 254H254V253H252ZM23 255H24V254H23ZM23 255H22V256H23ZM61 255H62V254H61ZM68 255H69V253H68ZM95 255H96V252H95ZM99 255H100V254H99ZM131 255L133 256V254H131ZM136 255H137V253H136ZM169 255H170V254H169ZM169 255H168V256H169ZM173 255H174V254H173ZM173 255H172V257H173V259H175ZM247 255H248V254H247ZM258 255H260V254H258ZM40 256H41V255H40ZM43 256H44V255H43ZM65 256H66V255H65ZM78 256H80V255H78ZM81 256H82V255H81ZM91 256H92V255H91ZM116 256H117V255H116ZM132 256H131V257H132ZM175 256H176V255H175ZM67 257H68V256H67ZM74 257H76V256H74ZM110 257H111V255H110ZM127 257H128V256H127ZM170 257H171V256H170ZM170 257H168V259H169ZM256 257H257V255H256ZM256 257H255V254H254V258H256ZM262 257H263V256H262ZM262 257H261V256H258V258H262ZM39 258H40V257H39ZM71 258H72V257H71ZM117 258H118V257H117ZM218 258H219V257H218ZM250 258H251V257H250ZM21 259H22V258H21ZM36 259H37V258H36ZM75 259H76V258H75ZM84 259H85V258H84ZM84 259H83V260H84ZM94 259H95V258H94ZM98 259H99V258H97V260H98ZM114 259H115V257L113 258V260H114ZM139 259H140V258H139ZM179 259H180V258H179ZM205 259H206V258H205ZM205 259H203V260H205ZM263 259H264V258H263ZM91 260H92V259H91ZM95 260H96V259H95ZM100 260H101V259H100ZM108 260L110 261V259H108ZM113 260H112V261H113ZM140 260H141V264H152V262H151V260H150V257H149V258H145V257L142 258V257H141ZM214 260H215V259H214ZM256 260H257V259H256ZM256 260H255V261H256ZM60 261H62V260H60ZM88 261H89V260H88ZM92 261L94 262V260H92ZM102 261H104V260H102ZM105 261H106V260H105ZM105 261H104V262H105ZM115 261H116V259H115ZM118 261H119V260H118ZM128 261H129V260H128ZM130 261H131V258H130ZM169 261H170V260H169ZM169 261L167 260L166 262H169ZM251 261H252V260H251ZM255 261H254V262H255ZM261 261H262V260H261ZM37 262H38V261H37ZM62 262H64V261H62ZM62 262H61V264H63ZM71 262H74V263H75L74 260L71 261ZM71 262H68V263L70 264ZM93 262H92V263H93ZM97 262H98V261H97ZM104 262H103V263H104ZM106 262H108V261H106ZM106 262H105V263H106ZM110 262H111V261H110ZM110 262H108V263H110ZM136 262L138 263V261H136ZM200 262H201V261H200ZM213 262H214V261H213ZM245 262H247V261H245ZM262 262H263V261H262ZM0 263H1V262H0ZM64 263H65V262H64ZM66 263H67V262H66ZM92 263H91V264H92ZM100 263H102V262H100ZM196 263H197V262H196ZM201 263H203V262H201ZM210 263H212V262H210ZM216 263H217V262H216ZM238 263H239V262H238ZM240 263H241V261H240ZM240 263H239V264H240ZM263 263H264V262H263ZM2 264H4V263H2ZM57 264H59V263H57ZM72 264H73V263H72ZM138 264H140V263H138ZM205 264H206V263H205ZM217 264H219V263H217ZM245 264H246V263H245ZM248 264H249V262H248ZM256 264H258V263H256ZM259 264H260V262H259Z\"/></svg>",
	"mask_w": 264,
	"mask_h": 264
},
{
	"label": "clouds",
	"instance_id": "clouds-1",
	"mask_svg": "<svg viewBox=\"0 0 264 264\" xmlns=\"http://www.w3.org/2000/svg\"><path fill=\"white\" fill-rule=\"evenodd\" d=\"M16 247H18V246H16Z\"/></svg>",
	"mask_w": 264,
	"mask_h": 264
}]
</instances>
